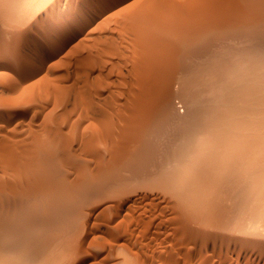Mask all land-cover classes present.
<instances>
[{"label": "rangeland", "instance_id": "374dc122", "mask_svg": "<svg viewBox=\"0 0 264 264\" xmlns=\"http://www.w3.org/2000/svg\"><path fill=\"white\" fill-rule=\"evenodd\" d=\"M26 1V2H25ZM56 0H20V2H19V0H17V2H15L16 4V6H17V8H16V6L14 7V11H15V9L17 10V11H19V13L17 12L16 13V11L14 12V13H16L14 16H16L17 18H16V22L14 23H12L11 22V24L13 25V24H15V25H11L10 27H14L15 26V28L17 29V28H19L20 30H18L17 29V31H19V32H26L24 35L23 34H21V36H19V38H18V40L16 41V44L14 45H11V44H8L7 42H6V45H5V42H3L2 44H0V53H2V54H0V165H1V167L0 168H3V169H0V178H1V180H0V185H2L3 186V189L0 187V189L1 190H3V191H0L1 193L3 192V193H6L7 192V189L6 188H8V185L9 184H11V183H9L10 182V180H11V182L13 183V181L14 180H12V178L14 177L15 178V174L16 175H18V176H16V180L19 182L20 181V178H18L19 177V174H22V173H25L26 174V172L27 171H29V169H30V167L31 168H33V167H35V169H33V170H31V172H29V173H27L28 174V178H30V179H28L27 178V176H25V175H20V176H22V178H25L24 179V181L22 182V180L20 181V183H18L17 181V184L15 185L14 184V186L12 185L10 188L12 189V187H14L15 189H18L19 187V189L18 190H16V191H19V192H22V190L25 192V195L27 194V191H28V193H29V195L27 194V199H31L30 197L32 196V197H34L35 196V192L33 191V193L31 192L32 190H31V187L33 186V182H35L34 181V179L36 180V182L39 180H37V178L39 177H41V176H39L38 174L40 173L39 171H37V170H40V169H37L38 167L39 168H41L42 166H41V164H39V162H38V164L37 163H35L36 161H34L33 160V163H31L32 162V159L34 158L33 156H31L32 154L34 155V153L36 152V150L38 151V149H37V147H36V145L35 144H37V142L36 141H38V142H40V143H42L41 141H43V143H46L47 141L50 143H54L55 142V144L57 145V143H58V146H59V144H62V150H63V147H65V148H67V149H65L64 148V150H66V152H70V154L72 155V156H81L82 154L84 155L85 153H83V152H87V154H88V148L86 147V148H84L85 146H87V145H85V146H82V145H84L83 144V142H84V139L86 140L88 137H86V134L89 136V137H91V139L89 138V141L90 140H92L93 138V136H94V124H98L99 126H104L105 124H102V122H101V118H102V116H105V118H110V116L111 115H109V114H112V112L114 113V115H112L111 117L112 118H110V119H113L114 121L116 120V119H122L121 121L118 119V123H119V125H120V122H122L123 121V119L124 118H122L121 116H122V114H123V117H126L125 119L127 120V118H128V116H129V118H130V115H131V118H132V116H133V114H131V113H134V111H136V110H134L133 111V109H135V107L133 106L134 104L136 105V106H139V103L140 102H142V101H138V97H137V93L139 92V97H141V93H142V91H143V93L145 94V95H147V93L148 92H146V91H148V90H145V89H147V88H144L143 87V90L142 91H138L137 89H141L142 87H140L139 88V85H137V84H141V83H143L142 81H143V79H142V77L144 76V75H146L144 72V68H147L148 69V67H151V68H149L148 70H147V72H151L150 70L151 69H153V66H149V64H151V63H148L149 62V58L151 57V53H150V51L148 50V48L150 49V47L152 48V44L151 43H149L150 41L149 40H151L152 39V37H156V33L159 31L160 32V30H162L160 33L158 32V34L161 36V38H165V37H167V38H163L164 40H168L167 42H171V39L173 40V38L174 37H176L175 36V34L176 35H184V34H186V32H188V33H190V29L192 28H195V27H197L198 26V28H195L196 30L198 29V31H201V30H203L204 29V27H206L205 29H207V28H209V27H207V25L208 26H217L218 24H223V27L225 26L224 24H226L227 23V25H230L231 23H233V24H231V26L230 27H232V28H230V29H233V26L232 25H236L237 23H239L240 22V16H241V12H243V8L245 9L246 7L244 6V4H243V2H244V0H243V2H242V0H235L236 2H237V4H236V2L234 1V0H97V2L96 3H98L97 4V7H95L96 9H93V11H94V13H92V10H88L87 12H85V13H83L82 14V16L83 17H87V20H86V23L83 25L84 26V28H83V26H82V28L80 27L79 29H78V31H76L74 34H71L69 37H66V39L65 40H61L62 41V43L60 44V42H59V44H54V45H52V46H49V47H46V48H44V46H43V44H41V40H42V37H43V35L45 34V35H47L48 33H49V31H47V27H49V25L55 20V19H57V16L59 15V14H61V13H63L62 12V6H58V4L55 2ZM147 1H148V3H147ZM159 1V3L157 4V2ZM167 1H171V3H172V5L169 3V2H167ZM173 1V2H172ZM176 3H175V2ZM241 1V2H240ZM100 2V3H99ZM150 2H151V4L152 5H149L150 4ZM152 2H154V3H152ZM160 2H161V5H162V7H164V6H166L164 9H162V7L159 5L160 4ZM231 2H232V4L233 5H231ZM242 3V4H240V3ZM248 2L250 3L251 1L250 0H248ZM24 3H26V4H24ZM148 4V6H151V7H148L147 8V5H145V4ZM156 3V4H155ZM167 3H169V4H167ZM180 4V6L178 5V4ZM248 3V4H249ZM252 3V2H251ZM250 3V4H251ZM50 4V5H49ZM104 4V5H103ZM139 4H140V6H139ZM142 4V5H141ZM169 6H167V5ZM177 4V5H176ZM230 4V5H229ZM20 5V6H19ZM125 5H127L126 7H125ZM139 6V7H136V6ZM160 6L159 8L157 7V6ZM175 5V6H174ZM242 5V6H241ZM246 5V4H245ZM23 6V7H22ZM26 6V7H25ZM143 6L146 8H143ZM155 6H156V8H155ZM179 6V7H178ZM232 6V7H231ZM234 6V7H233ZM252 6V8H253V10H254V12H256V10H257V8H259L260 9V7L259 6H255L253 3L250 5V7ZM38 7V8H37ZM132 8V10H131V8ZM177 7V9H175V8ZM219 7H220V9H219ZM224 7V8H223ZM239 7V8H238ZM242 7V8H241ZM18 8H20L19 10H18ZM21 8H22V10H21ZM60 8V9H59ZM127 10H126V9ZM128 8H130V10L131 11H134L135 10V12H132L131 13V11L128 9ZM136 8H138L140 11H138V9H136ZM150 8V9H149ZM156 10H155V9ZM174 10H173V9ZM218 8V9H217ZM227 8V9H226ZM230 8V9H229ZM234 8V9H233ZM28 9V10H27ZM156 11V14L154 13L155 11ZM158 9V10H157ZM161 10V12H160V10ZM166 9V10H165ZM171 9V10H170ZM213 11H212V10ZM215 9L216 10H218L217 12L215 11ZM237 10V12H236V10ZM240 9V10H239ZM258 9V10H259ZM31 10V11H30ZM60 10H61V12H60ZM137 10V11H136ZM142 10H143V12H144V10H146V12H144V13H146V15H147V17L148 16H150V15H148L149 13L151 14V17L150 18H147L146 17V15L144 16L143 14H142ZM149 10H151V11H149ZM162 10H163V12H162ZM165 10V11H164ZM178 12H177V11ZM226 10V11H225ZM234 10H235V12H234ZM21 11V12H20ZM64 11V10H63ZM148 11V12H147ZM154 11V12H153ZM170 11V12H169ZM222 11V12H221ZM225 11V12H224ZM25 12V13H24ZM36 12V13H35ZM56 12H58V13H56ZM139 12H141V15L139 14ZM169 12V13H168ZM172 12V13H171ZM174 12V13H173ZM177 12V13H176ZM211 12V13H210ZM216 12V13H215ZM219 12V13H218ZM221 12V13H220ZM224 12V13H223ZM230 12H232V13H230ZM13 13V14H14ZM30 13V14H29ZM134 13L137 15V16H135V17H133L134 16ZM138 13V14H137ZM161 13H162V15H161ZM229 13V14H228ZM233 13H238V14H233ZM241 13V14H240ZM244 13V12H243ZM55 14V15H54ZM88 15V16H86V15ZM154 14V15H153ZM159 14L161 15V17H163V14H164V19H162V18H160V16H159ZM172 14H174V15H172ZM217 14H221L220 16H216ZM223 14V15H222ZM239 14H240V16H239ZM23 15V16H22ZM38 15V16H37ZM158 15V16H157ZM167 15V16H166ZM238 17L239 19H236L235 17ZM19 16V17H18ZM49 16V17H48ZM77 16L78 15H75V18L74 19H76L77 18ZM141 16V17H140ZM171 16V17H170ZM215 16H216V18H215ZM222 16V17H221ZM55 17V18H54ZM142 17L144 18V19H142ZM153 17V18H152ZM159 17V18H158ZM170 17V18H169ZM220 17H221V19H220ZM231 17H233L232 19H231ZM242 17V16H241ZM19 18H21V20L19 19ZM29 18H31L30 20H29ZM51 18V19H50ZM139 18V19H138ZM141 18V19H140ZM146 18H147V20H146ZM224 18H229V19H226V23H225V19ZM244 18V17H243ZM242 18V19H243ZM249 18V17H248ZM14 20H15V18H13ZM50 19V20H49ZM156 19V20H155ZM160 19V20H159ZM169 19V20H168ZM171 19V20H170ZM218 19V20H217ZM233 20V19H235V23H234V21H231V20ZM7 20V19H6ZM9 20V19H8ZM53 20V21H52ZM135 20V21H134ZM137 20V21H136ZM140 20H144V22L141 24V26L143 25V24H145L144 26H142V28L143 27H145V26H147L146 28L147 29H153L152 31H151V33L149 34V32L150 31H148L146 28H144V30L142 29V28H140L141 26H140V23H141V21ZM159 20V21H158ZM161 20H163L162 22H161ZM212 20V21H211ZM216 20H217V22L219 21V23H217L216 22ZM236 20H239V21H237L236 22ZM24 21V22H23ZM48 21H51L50 22V24L48 23ZM140 21V22H139ZM147 21V22H146ZM154 21V24L152 23V22ZM165 21H166V23H165ZM171 21V22H170ZM208 21V22H207ZM25 22H26V24H25ZM150 22H151V24H150ZM156 22H159V23H156ZM167 22H169V23H167ZM211 22V23H210ZM215 24H214V23ZM228 22H230V24L228 23ZM18 23V24H17ZM20 23V24H19ZM22 23H24V24H22ZM46 23V24H45ZM137 23V24H136ZM155 23H156V25H155ZM161 23V25L159 26L158 24H160ZM162 23H163V25H164V27H163V25H162ZM170 23H171V25H170ZM212 23L214 24V25H212ZM150 24V25H149ZM153 24V25H152ZM210 24V25H209ZM217 24V25H216ZM19 25V26H18ZM43 25V26H42ZM46 25V26H45ZM139 25V26H138ZM156 27H155V26ZM158 25V26H157ZM195 25V26H194ZM199 25H201V26H199ZM204 25V26H203ZM226 25V26H227ZM6 26V25H5ZM138 26V27H137ZM150 26H152V27H150ZM162 26V27H161ZM171 26H172V29H170L171 28ZM181 26V27H180ZM187 26V27H186ZM190 26V27H189ZM210 26V27H211ZM8 27V26H7ZM42 27V28H41ZM43 27H45L44 28V30H43ZM134 27V30L132 29ZM169 27V28H168ZM182 27H183V29H182ZM186 27V28H185ZM235 27V26H234ZM249 27V26H248ZM247 27V25H245V28H243V27H241V28H239V24H237L236 25V30L234 29V37L232 36V40H231V38H228V39H226V38H224V37H222L221 39L225 42V41H227V43H229V44H227V43H225V44H223L225 47H223V45H221V42H222V40L220 41L219 39V41H217V39L216 40H214L215 38H212L213 40H214V44L215 43H217L216 45H212L211 44V42L213 43V40L211 39H209V41H207V44L210 42V45H212L211 46V48H216L215 49V51L216 52H214V49H213V51H211V52H209L208 54H207V61H208V58L209 59H211L212 60V62H211V60H209L212 64H214L215 62L213 61L214 60V58L216 59V57H227V56H231L229 53L230 52H228L229 51V49H230V51L232 52V54L234 55V54H236V52L237 51H235L238 47V45H241V47H242V45L244 44L245 46H246V48H245V46H244V48H243V51H249V48H251V47H249V45H254L255 43L257 44V43H262V47H263V49H264V35H259L261 38H259V36L256 34V33H254L255 35H257L256 37L254 36L253 37V35L254 34H251V32H254V31H252V29H250V27L248 28ZM22 28V29H21ZM138 28V29H137ZM141 30H143V31H145V29H146V31L145 32H143V31H141ZM163 28H165L164 30H165V32H164V30H163ZM203 28V29H202ZM226 27H224V29H225ZM228 28H229V26H228ZM227 28V29H228ZM240 30H239V29ZM246 28H248V29H250V31L249 30H247ZM252 28V27H251ZM26 29H27V31H26ZM40 30V32H39V30ZM45 29H46V31H45ZM82 29V30H81ZM132 29V30H131ZM160 29V30H159ZM170 29V30H169ZM186 29V30H185ZM188 29V30H187ZM195 29H193L192 31H194ZM238 29V30H237ZM137 30V31H136ZM138 30H140L141 32H143V34L140 32V33H138V37L139 38H142V36L141 35H144V38L146 39V36L148 37L147 39V43L146 44H149V46L150 47H148L145 43H143V45H144V47L143 46H140L141 45V43L145 40H142V41H138V40H140V39H138V37L137 36H133L132 37V32L134 33H136L137 34V32H138ZM155 30V31H154ZM158 30V31H157ZM169 30V31H168ZM41 31H42V34H41ZM43 31L45 32V33H43ZM130 31H132V32H130ZM157 31V32H156ZM168 31V32H167ZM171 31V32H170ZM197 31V32H198ZM247 31V32H246ZM173 32V33H172ZM185 32V33H184ZM194 32H196V31H194ZM239 34H237V33ZM245 34H244V33ZM146 33L148 34V35H146ZM153 33H154V36H153ZM166 33V34H165ZM167 33H168V35H167ZM169 33H172V34H169ZM248 33H250V34H248ZM162 34V35H161ZM242 34V35H241ZM247 34H248V36H247ZM41 37H40V36ZM44 35V36H45ZM131 35V36H130ZM135 35V34H134ZM159 35H157V37L159 36ZM169 35H171V36H169ZM237 35V36H236ZM241 35V36H240ZM245 35V36H244ZM76 36V37H75ZM131 38H130V37ZM163 36V37H162ZM174 36V37H173ZM40 37V38H39ZM151 37V38H150ZM155 37H154V39H152L151 41H155V40H158V43H157V41H155V43H153V48L155 47L154 45L156 44H158V46L159 45H161L162 46V48L161 49H159V47L157 48V47H155V48H157V50L154 48V53H157V52H159L160 51V53L159 54H163L164 56H166L165 55V52H167V50L168 49H166V48H168L166 45L168 44L166 41L164 42V40L163 39H161L160 37V39H155ZM170 37H171V39H170ZM173 37V38H172ZM239 37V38H238ZM240 37H242L241 39H240ZM254 39H256V38H259V39H261L262 41H260L259 39V41L257 40V42H256V40L255 41H253V38ZM37 38V39H36ZM69 38V39H68ZM136 38L137 39V41L135 42V40L134 39ZM217 38H219V37H217ZM246 38V39H245ZM263 38V39H262ZM68 39V40H67ZM235 39H236V41H235ZM243 39V40H242ZM250 39L252 40L251 42H249L250 41ZM134 40V41H133ZM160 40V41H159ZM229 40V41H228ZM234 40V41H233ZM249 40V41H248ZM19 41V42H18ZM64 41V42H63ZM67 41V42H66ZM149 41V42H148ZM163 41V42H162ZM233 43H232V42ZM84 42V43H83ZM137 42H141L140 43V45L137 43ZM144 42H146V40L144 41ZM253 42V43H252ZM255 42V43H254ZM64 43V44H63ZM68 43V44H67ZM136 43H137V45H138V47H137V49L139 48V47H143L142 48V50H143V52H142V56L145 58V62L144 61H142V60H144V58H139L138 56L140 55V53H141V48H140V51L139 50H137L136 49ZM162 43V44H161ZM163 43H167L165 46H164V49H163ZM219 43V44H218ZM84 44H86V46L84 45ZM151 44V45H150ZM4 45V46H3ZM83 45V46H82ZM209 45V44H208ZM218 45V46H217ZM232 45L233 46H235V45H237V46H235V47H233L232 48ZM251 45V46H252ZM8 46V47H7ZM54 46V47H53ZM60 46V47H59ZM91 48H90V47ZM220 46H221V48H220ZM259 46V45H258ZM261 46V45H260ZM38 47V48H37ZM83 47H86V49H84ZM113 47H115V48H117L118 49V51L116 50V49H114V51L113 50H111V51H113V52H111L109 49H113ZM146 47H148L147 48V50H146ZM237 47V48H236ZM240 47V46H239ZM40 48V49H39ZM89 48H90V50H89ZM93 48V49H92ZM153 48H152V50H151V52H153ZM220 48V50H218ZM39 49V50H38ZM47 50V51H45V50ZM83 49V50H82ZM88 49V50H87ZM44 51V53H43V51ZM85 50H87V52H88V54L86 53V51ZM93 50V51H92ZM109 50V51H108ZM164 50V51H163ZM166 50V51H165ZM223 50V51H222ZM224 50H228L227 52H226V54H225V52H224ZM5 51V52H4ZM40 51H41V53H40ZM144 51H146V52H149V53H145ZM157 51V52H156ZM161 51H163L164 53H162ZM219 51H221V53H222V55H220V52ZM90 52H92V53H90ZM103 52H105V53H103ZM106 52H107V54H106ZM109 52H111V53H113V55H110L109 54ZM214 52V53H213ZM9 53V55L8 56H6L7 54ZM30 53H34V54H30ZM43 53V54H42ZM90 53V54H89ZM94 53V54H93ZM99 53V54H98ZM169 53V50H168V52L166 53V54H168ZM212 53V55H209V54H211ZM215 53H216V55H215ZM218 53V54H217ZM5 55V57H4V55ZM37 54V55H36ZM85 54L88 56V55H91L92 56V60L94 59H96L97 57H98V55H100V54H104V56H102V57H98L99 59H104V58H107V60H110L109 62V64L108 65H106V61L107 60H105V62H104V64L102 63L103 61V59L102 60H100L99 61V59H98V61H97V59H96V61L97 62H94V61H92V60H90L89 61V59L91 58L90 56H88V57H86L85 56ZM96 54H98V55H96ZM106 54V55H105ZM139 54V55H138ZM146 54H148V59H147V55ZM158 54V53H157ZM229 54V55H228ZM84 55V56H83ZM96 55V58H94V56ZM110 56V59H108L109 57H107V56ZM145 55V56H144ZM152 55H153V53H152ZM155 56H156V54H154ZM214 55V56H213ZM226 55V56H225ZM3 56V57H2ZM35 56V57H34ZM86 57V59H88V62H86L87 60L85 59V58H83V57ZM106 56V57H105ZM141 56V57H142ZM155 56H153V57H155ZM211 56H212V58H211ZM216 56V57H215ZM33 57V58H32ZM153 57H152V59H153ZM28 58V59H27ZM31 60H30V59ZM46 58V59H45ZM82 58L83 59H85V60H83L84 62H86V64L87 63H91V61L92 62H94L93 64L96 66L97 64H98V66H93V65H91L92 67H95L96 69H94V68H92L89 64H87L86 66H85V63H82L83 61H81L82 60ZM141 59V61L142 62H140V60H138V62H140V63H142V65L140 64V66H138L137 64H138V62H135V60L136 59ZM157 58V57H156ZM6 59V60H5ZM30 60L29 62L27 61V60ZM147 60V61H146ZM217 60V59H216ZM25 61H27V62H25ZM137 61V60H136ZM98 62H100V63H102V65H104V68H102L103 66L100 64L99 65V63ZM111 62H112V65H111ZM115 62V63H114ZM143 62L144 63H146L145 65H147V63H148V66L146 67L145 65V67L143 66ZM150 62H152L151 60H150ZM214 62V63H213ZM26 63V64H25ZM136 63V64H135ZM254 63H256V62H252V63H248L250 66H251V68L253 67V68H255V69H253L254 71L252 72V73H254L255 75H256V77L257 78H255V75L252 77V73H251V68H250V66L248 65V64H246L247 66H249L248 67V71H250V75H251V77L249 76V74L248 75H246L245 77V80L247 79L249 82H250V84L249 83H247V80L246 81H244L243 80V86H246V84H247V86H248V84L250 85V87H252L253 89H251L250 90V87L248 88V90H247V92H245V91H241V92H238V93H236V95H234V97H233V95L231 96L227 91H226V94L224 93V92H222V91H224V90H226V87L228 86V83H227V81H226V78L228 77V71H227V69H226V71H223L224 69H222L224 66H221V69H220V66H216V63H215V65L213 66L212 65V69H209L210 70V72L208 71V74H210V76L208 75V77H210V79H218L219 77V82H218V80H215V81H217V83L214 81H212L213 83V87H212V84L209 86V88H210V90L212 91V92H218V90H220V94H219V92H218V94L216 93V95H219V97H222L223 99H224V96H231V97H233V101H234V99H235V101L234 102H236L237 101V103H239V102H241V103H239L240 104V106L242 105V104H245V103H247V102H250V101H252V100H250V99H252L254 96H256V97H254V98H256V100H254V98H253V100L254 101H257V103L259 102V104H260V106L262 107V108H260L259 110H258V112H259V114H261L262 115V113H264V112H262V110H264V105H262V104H264V99L262 100V98H260V97H262L263 95H264V91H262L263 89H264V74H263V71H264V69H263V67H264V63L263 62H261V63H263V64H261V66H262V68H260V69H263V71H259L260 69H259V67H261L260 65H259V67H255V66H257L258 64H255V65H253ZM28 64V65H27ZM81 64L83 65V67L81 66ZM114 64V65H113ZM252 64V65H251ZM17 65V66H16ZM111 65V66H110ZM135 65H137L138 67H136L137 69H140V70H135ZM90 66V69L88 68V67ZM99 66H102L101 68L99 67ZM247 66H245L244 68L246 69V73H248L247 72ZM85 67H87V69H84L85 71H86V74L88 73V72H93V74L92 73H88L89 74V76H88V74H87V77H89V78H87L86 79V76H84L85 75V71H83L82 72V69L81 68H85ZM139 67H144V68H139ZM219 67V68H218ZM18 68V69H17ZM30 68V69H29ZM91 68L93 69V70H91ZM214 68V69H213ZM244 68L242 69V70H244ZM249 68H250V70H249ZM144 69V70H143ZM258 69V70H257ZM20 70V71H19ZM91 70V71H90ZM213 70H214V72H213ZM216 70V71H215ZM219 71V73H218V71ZM134 71H136V72H138V71H140V73L141 72H143L144 73V75H141L139 72V78L142 80L141 81V83H140V79L138 78H136V79H134L135 78V76H137L138 74H134ZM221 71H222V73H221ZM257 71H258V73H257ZM37 72V73H36ZM84 74V75H81L82 73ZM146 72V73H147ZM154 72V71H153ZM156 72H158L157 70H156ZM215 72H217V73H215ZM225 73H227L226 75H227V77H226V75H225ZM245 72H243V73H241V74H244ZM90 74H92V76L90 75ZM148 74V73H147ZM212 74V75H211ZM213 74H216V75H213ZM222 74V75H221ZM259 76H258V75ZM260 74H261V77H260ZM126 75V76H125ZM135 75V76H134ZM35 76V77H34ZM100 76V77H99ZM130 76V78H128ZM142 76V77H141ZM212 76H213V78H212ZM226 78H225V77ZM250 78H253V79H250ZM262 76H263V79H262ZM81 77H85L84 78V81H86L87 82V80H89L88 81V83H90V84H87V85H90V87H92V83L94 84V83H96V84H94V85H97L96 87H97V89H93V91H92V88H90V92H89V96L87 95L86 97L88 98L89 97V99H87V98H84L85 97V95L84 96H82V91H83V89L85 88V86L86 87H88L89 88V86H87L86 84L84 85V84H82L81 85V83H85L84 81H82V79L83 78H81ZM92 77V78H91ZM94 77H97V79H95V81L96 82H92V81H90V80H93V78ZM99 77V78H98ZM134 79V80H137L136 82L134 81L133 82V86L136 84V86L135 87H133V90L135 91V92H137L136 94H134L132 91V89H131V86L132 85H130V89H127L129 86V84H132V78ZM222 77V78H221ZM101 78V79H100ZM125 78H127L128 80L130 79V81L129 82H131V83H129V82H127L126 80H125ZM145 78V77H144ZM259 78V79H258ZM260 78H261V80H260ZM220 79L222 80V81H220ZM224 79H225V81H224ZM255 79H258L256 82H255ZM98 80V81H97ZM100 80H102V81H100ZM138 80H139V82H138ZM253 80L254 82H253V84L251 83V81ZM261 81V83H260V81ZM263 80V81H262ZM14 81V82H13ZM82 81V82H81ZM125 81V82H124ZM97 82H103V83H100L101 85H102V87H101V85L99 84V83H97ZM156 82H158V81H156ZM220 82H221V84H220ZM223 82H225V85H224V83ZM245 82H246V84H245ZM258 82V83H257ZM126 83V84H125ZM154 83V82H153ZM227 83V84H226ZM258 85H257V84ZM224 86H223V85ZM231 84V83H230ZM251 84H252V86H251ZM260 84V85H259ZM10 85H12V86H10ZM100 85V86H99ZM150 85H151V83H150ZM150 85H147L149 88H151V89H149V93L148 94H150L151 92H155V90L156 89H158L159 87V83L158 84H152V86H154V85H156V89L154 90L153 88H152V86L150 87ZM258 86V87H256V89L254 88L255 86ZM99 86V87H98ZM141 86V85H140ZM146 86V87H147ZM218 86H219V88H218ZM222 86V87H221ZM226 86V87H225ZM247 86L245 87V89H247ZM84 87V88H83ZM94 88H96L95 86H93ZM155 87V86H154ZM158 87V88H157ZM217 88V89H215V88ZM64 88H65V90H67L66 88H68L69 90H68V94H67V92L64 90ZM102 88V89H101ZM134 88H137V89H134ZM214 88V89H213ZM72 89V90H71ZM86 89V90H85ZM84 89V91H83V94H88V91H89V89H88V91H87V88H85ZM221 89H222V91H221ZM244 89V90H245ZM255 89V90H254ZM61 90H64V91H61ZM99 90V91H98ZM100 90H101V92H100ZM103 90V91H102ZM128 92H127V91ZM129 90H131V92L133 93V94H131V93H129ZM137 90V91H136ZM145 90V91H144ZM151 90H153V91H151ZM254 90V91H253ZM86 91V93H84ZM94 91H95V93H94ZM124 91H126L127 92V94H129V95H131V96H127V94H126V96H125V93H124ZM262 91V92H261ZM65 93L63 96L65 97V95H67L68 97H66V98H64V97H62V98H64V100L63 99H61V95H62V93ZM71 92V93H70ZM123 92V93H122ZM243 92V93H242ZM61 93V94H60ZM73 93H75V94H73ZM90 93L92 94L91 96H90ZM94 93V94H93ZM121 93H122V96L120 97L119 95H121ZM222 93V94H221ZM262 93V94H261ZM59 94V95H58ZM71 94H73V95H71ZM98 94V95H97ZM119 94V95H118ZM225 94V95H224ZM229 94V95H228ZM238 94V95H237ZM240 94V95H239ZM253 94H255V95H253ZM260 94V95H259ZM57 95L58 96H60L59 98L57 97ZM71 97H70V96ZM79 95H80V97L82 96V98L83 99H81L80 97H79ZM133 95H136V99H137V101H138V105H137V103H135V101H136V99L135 98H133ZM145 95L143 96V97H141V98H139V99H142L143 100V98L145 97ZM215 95V96H216ZM251 95V96H250ZM253 95V96H252ZM120 97V98H118V97ZM226 96V97H227ZM240 96L242 97V98H240ZM260 98H258V97ZM72 97H73V99H72ZM78 97V98H77ZM124 97V98H123ZM128 97V98H127ZM129 97H131V98H129ZM149 96L147 95L145 98H148ZM218 97V98H219ZM226 97H225V99H226ZM227 97V99H229V98H231V97H229L228 98ZM238 99H237V98ZM264 97V96H263ZM70 100H69V99ZM77 100H76V99ZM90 98H92L91 99V101H90ZM94 98H95V100H94ZM125 98H127V99H129V101L127 100V99H125ZM134 99V103L132 104V102H130L131 100L130 99ZM144 98V101H146V99ZM221 98V100L220 101H218V100H214V103H213V101H212V103H211V105L212 104H216V107H215V109H217L218 111L219 110H221L222 109V111L223 112H225V113H223V122H224V120H227L226 118H228V113H229V110L228 109H230L227 105H228V103L231 101V100H228L227 101V104L226 103H224L225 102V100L223 101V99ZM60 99L63 101V103L61 104L60 102H62V101H60ZM67 101H66V100ZM80 99V100H79ZM85 99H87V101L85 100ZM119 99V100H118ZM123 99H125V101H123ZM132 99V100H133ZM226 99V100H227ZM241 99V100H240ZM248 99V100H247ZM259 99V100H258ZM69 100V101H68ZM74 100V101H73ZM77 101V103H76V101ZM85 100V101H84ZM116 100V101H115ZM126 100L130 103V105L131 106H129V103L127 102L126 103ZM250 100V101H249ZM73 101V102H72ZM94 101V102H93ZM124 102L126 105L128 104V106L129 107H131V109L129 108L128 109V106H126V105H124L125 106V108L123 107V105L122 104H124V103H121V102ZM136 101V102H137ZM218 103H217V102ZM223 101V102H222ZM233 101H231V104L233 103ZM68 102V104H66ZM80 102V103H79ZM85 102H88V103H86V104H88V107H86V104H83V103ZM92 104H91V103ZM115 102V103H114ZM119 102V103H118ZM220 102V103H219ZM222 102V103H221ZM58 103H59V105L61 106H59L58 105ZM121 103V104H120ZM223 103H224V105L226 104V108H224L225 106L223 105ZM73 104V105H72ZM79 104V105H78ZM80 104H81V106H80ZM116 104V105H115ZM117 104H120L121 106H122V110H123V108L124 109H126V110H128V112L130 113V115L128 114V112L126 113V110H121L120 109V111L118 112V110H117V108L119 107V108H121L120 106H118ZM2 105V106H1ZM64 105H66L65 106V108H64ZM223 105V106H222ZM256 105V104H255ZM68 106H69V108H68ZM77 106V107H76ZM96 106V107H95ZM111 106V107H110ZM112 106H113V108H114V110L113 109H111L112 108ZM116 106V107H115ZM118 106V107H117ZM92 107V108H91ZM95 107V108H94ZM127 107V108H126ZM242 107V106H241ZM257 107V106H256ZM13 108V109H12ZM85 108H87L86 110H84ZM94 108V109H93ZM118 108V109H119ZM133 108V109H132ZM224 108V109H223ZM6 109V110H5ZM15 109V110H14ZM262 109V110H261ZM117 112H116V111ZM130 110H132V111H130ZM225 110V111H224ZM115 111V112H114ZM228 111V112H227ZM80 112V113H79ZM81 112H82V114H81ZM84 112H86V113H84ZM99 112V114H100V112L102 113H104L105 112V114L107 115H104L103 113V115L101 116V115H99L98 117H100V118H98V119H100V121H98V119H95V117L94 116H96V115H98L97 113ZM120 112L122 113V114H120ZM123 112H125V113H123ZM139 112V111H138ZM219 112H221V111H219ZM86 115V116H88V114H89V116H88V119L89 120H91V116L92 117H94L93 119L94 120H96V122L93 124V126L94 127H91V128H88V126H89V124L92 122H89V120L86 118V116L84 115V114ZM108 113V114H107ZM115 113H119L118 114V116H117V114L115 115ZM79 114H81V116L79 115ZM126 114H128V115H125ZM8 115V116H7ZM82 115H83V118H81L82 117ZM108 115H109V117H108ZM120 115V116H119ZM260 115V118L262 117ZM78 116V117H77ZM114 116V117H113ZM117 117V118H116ZM121 117V118H120ZM3 118V119H2ZM81 118V119H80ZM86 118V119H85ZM97 118V117H96ZM128 118V119H129ZM225 118V119H224ZM79 119V120H78ZM82 119H83V121H82ZM85 119V120H84ZM103 119H104V117L102 118V121H103ZM78 120V121H77ZM107 120V119H106ZM105 119H104V121H106ZM79 121H81V123H79ZM85 121V122H84ZM88 121V122H87ZM98 121V122H97ZM103 121V122H104ZM108 122H111V120L109 121V120H107ZM111 122L112 124H114L115 122ZM117 121V120H116ZM120 121V122H119ZM108 122H104V123H106V124H111V123H108ZM124 122V121H123ZM229 123H231L230 121H228ZM263 122V121H262ZM261 122V123H262ZM86 123H89V124H86ZM87 126H86V125ZM101 124V125H100ZM84 125V126H83ZM117 127H118V125H117V123L115 124ZM115 125H113V126H115ZM76 126H79V127H76ZM90 126H92V124L90 125ZM112 126V125H111ZM167 126H169L170 127V130H171V126H170V124H167L165 127H167ZM76 127V130L74 129ZM169 127H167L166 129H164L166 132L167 131H169ZM84 128H86V130H84ZM173 128H174V131H175V126H173ZM72 129H74L75 131H76V134H77V132H79L78 134H77V136H76V134H75V131L74 130H72ZM84 130L85 132H87L86 134H84V133H82V131L81 130ZM88 129V130H87ZM90 129V130H89ZM50 130V131H49ZM77 130H79V131H77ZM93 130V131H92ZM48 133H47V132ZM53 131V132H52ZM90 131V132H89ZM92 131V132H91ZM103 132V130H101L100 129V132ZM173 130L172 131H169L168 133H167V138H169V137H173L174 138V135H177L176 133H177V130H176V133H172V132H174ZM51 132V133H50ZM60 132V133H59ZM88 132L91 134H93V136L92 135H89L88 134ZM101 132V133H102ZM166 132L164 133L165 135H163V136H166ZM172 134H171V133ZM50 133V134H49ZM59 133V134H58ZM48 134V135H47ZM52 134V135H51ZM56 134V135H55ZM68 134H69V136H68ZM72 134V135H71ZM75 134V135H74ZM84 135L86 138H84L83 137V141H82V136L81 135ZM169 134H171V136L169 135ZM74 135V136H73ZM79 135V136H78ZM35 136H38V138H36ZM42 138H41V137ZM45 136H47L46 138H45ZM58 136H60V137H58ZM63 136V137H62ZM43 137H44V139H43ZM50 137V138H49ZM56 137V138H55ZM58 137V138H57ZM74 138V139H72L71 140V138ZM75 137H78V138H75ZM81 137V138H80ZM41 138V139H40ZM55 138V139H54ZM81 139V141L82 142H80V140H78V139ZM163 139H166V137L164 138V137H162ZM34 139V140H33ZM36 139H38V140H36ZM54 139V140H53ZM62 139V140H61ZM36 140V141H35ZM45 140H46V142H45ZM50 140V141H49ZM56 140H58V142L56 141ZM75 140V141H74ZM257 139L255 138L254 140H250L246 145H251V154H250V157H248V158H246L245 157V155L243 154V152L239 149V147L237 146V142H236V144L233 146V148L232 149H234V150H232L231 152L232 153H229V155L228 156H230V157H226V154L224 155V153H225V151L223 152V159L225 160H223V204H224V206H223V223H224V228H223V231L222 232H220V234H219V232H218V235H221V234H223L224 236H223V240L225 241H223V242H221L222 244H224V245H222V244H220L219 242L220 241H222V239L220 238V236H219V238H217V239H215L214 237H212L211 239H212V241H211V239H210V242H212V243H214V242H217V243H214V244H208V242L206 243L205 241H204V243H203V241L202 240H199L198 239V241H197V239L195 240L194 238V240L198 243V245L200 246H198V245H196L197 243L192 239V242L191 241H187V235H186V237L183 235V237L180 235V233H178V231L176 230V232L173 230V229H175V227H173V220H174V215H175V211H172L173 210V208H172V210H170V207H172V206H170L169 204L170 203H168L167 202V199L166 198H164L163 197V195L161 194V193H158V192H155L154 190L152 191V190H148L150 193H147L148 191L147 190H145V189H142V190H137V191H135L134 193L132 192L131 193V195L130 196H128L127 197V199L125 198V195H123L122 197H119V198H117V200L118 199H123L124 201L122 202V203H115L114 204V207H112V209H109V203H107L108 201H105V205H106V209H104L103 207H105V205H104V203L103 204H101V205H98V207L99 208H95L96 207V203H95V201L94 202H92L94 205H95V207H94V205H91V202H90V204H88L87 205V209H86V206L85 207H82L81 209H83V211H81L82 212V214H81V212H79V210H80V208H79V210L77 211V213H79L81 216H78V214L76 215V214H74L73 212H71L72 213V215L74 216H78L77 217V219H76V221H74L75 220V216H74V218H72V217H70V216H72L71 215V213H70V211H72V210H69V209H67V208H65L66 210H68L67 212V214L69 215V217H67L68 215L66 214V211H64L65 209L63 208V207H65L64 205H62V204H60L59 202L53 207V204L52 203H54V202H56V201H50V203L52 204V206H51V204H49V201H48V204L51 206H49L48 204H47V202L44 200V203L45 204H43V202H41V201H43V200H36L35 202H33V204L32 203H28V201H27V203H28V205L26 206L27 207V209H29L30 208V211H32V212H37L38 211V215H36L35 213V215L36 216H38V217H36L35 218V220L37 219L38 221H36L35 222V220L31 223V225L32 224H34L33 225V227L32 228H30L34 233H36L37 234V236H42V237H45L44 238V240L45 239H47V243H46V248L44 249V247H43V249L44 250H46V254H51V256H49L48 258H50L51 257V260H53V261H51V263L50 262H47V263H45V264H53V262H54V264H56L57 262V264H129L130 262V264H264V208H262L263 206H264V199H260V197L261 196H263L264 195V191L263 192H258V194H260V193H262V195L260 194V197L257 199V197L259 196V195H257V188L258 187H260V185H264V151L262 150V148L261 149H259L260 148V144H262V142L263 141H261L262 139L261 138H258V140L256 141ZM33 141V142H32ZM59 141H61V142H59ZM65 141V142H64ZM88 140L87 141H85V144H86V142H87V144H88V142H89ZM33 143V144H32ZM64 143V144H63ZM66 143V144H65ZM67 143H69V144H67ZM250 143H252V144H250ZM32 145V146H31ZM153 145V146H152ZM152 145H150L149 147H150V149H153L154 150V148H151V147H154L155 145L152 143ZM244 145H245V143H244ZM259 145V146H258ZM230 146H232V145H230ZM255 148V150H256V147H257V150L256 151H258V152H256L257 154H260V155H257V154H255L254 153V151L255 150H253V147ZM256 146V147H255ZM33 147H35V148H33ZM60 148V147H59ZM70 148L72 149V150H70ZM85 149L83 152H82V149ZM33 149H35L34 151H33ZM235 149H238V150H235ZM31 150V151H30ZM60 151V153H63V152H65L64 150H63V152H62V150L61 149H59ZM253 150V151H252ZM263 152H262V151ZM152 151V150H151ZM156 150H154L153 152H150V154L151 153H153V154H158L157 152L158 151H156ZM30 152V153H29ZM32 152V153H31ZM34 152V153H33ZM65 152V153H66ZM80 152H81V154H80ZM236 152V153H235ZM28 153V154H27ZM39 152H37V153H35V154H38ZM60 153H58V158L57 159H59V161H58V163L61 161L62 162V172H63V169H67V171H69V172H67V173H69V174H66V171L65 172H63V173H65L66 175H67V178H69V180L71 181H74V177H76L75 175H79L78 174V172H79V166H78V164H76L77 163V161L76 160H74V161H76V162H74L73 160V162H74V165H72L73 164V162H71V163H68L69 162V159L68 158H65L64 159V157H62V155L64 156V153L61 155ZM253 153H254V155H253ZM19 156H18V155ZM24 154H26L27 155V157H26V155H24ZM74 154V155H73ZM76 154V155H75ZM149 153L147 154V156H149L150 155ZM233 154V155H232ZM14 155H17V157L16 156H14ZM22 155V156H21ZM152 155V154H151ZM241 155H243L244 157L243 158H241V160H240V156ZM16 157V158H12V157ZM24 156H25V158H24ZM29 156H30V158H32V159H30L29 158ZM35 156V155H34ZM37 156V155H36ZM35 156V157H36ZM59 156H60V158H59ZM253 156H255V157H257V158H255V157H253ZM260 156V157H259ZM10 157L12 158V159H10ZM20 157H22V158H20ZM61 157H62V159L65 161L66 159H67V161H63V160H61ZM157 157V156H156ZM161 157V156H160ZM225 157V158H224ZM29 158V159H28ZM238 158H239V160H238ZM260 158V159H259ZM24 159V160H23ZM25 159L27 160V161H25ZM227 159V160H226ZM243 159V160H242ZM17 160V161H16ZM18 160H19V162H18ZM250 160V161H249ZM12 162L14 165H16L17 163H20V164H17L16 165V167H11V166H13V164L11 163H9V162ZM13 161H15V163L13 162ZM25 161V162H24ZM241 161H243V162H241ZM260 161V162H259ZM5 162V163H4ZM22 162V163H21ZM64 162V163H63ZM250 162V163H249ZM255 162L257 163V165H256V167H255ZM4 165H3V164ZM10 164V166H9V164ZM23 163H28V164H23ZM67 163H68V165H67ZM236 163V164H235ZM239 163V164H238ZM254 163V164H253ZM24 166V169H26L25 170V172L23 171L22 172V170H24L23 169V166ZM30 164V165H29ZM72 165V167H71V165ZM228 164V165H227ZM241 164V165H240ZM245 164V165H244ZM8 165V166H7ZM20 165V166H19ZM32 165V166H31ZM41 167H40V166ZM60 165V167H61V164H59ZM67 166V167H65V166ZM69 165H70V167L72 168V170H70L69 168ZM250 166V168L251 167H253V165H254V167L256 168V170H254L255 172L253 173V171H252V169H251V171H252V175H251V171L249 172V174L247 175L246 173H243L244 172V170H243V172H242V169L241 168H243V167H245L246 168V166ZM252 165V166H251ZM6 166V167H5ZM27 166V167H26ZM78 166V167H77ZM227 166V167H226ZM232 166V167H231ZM249 166H248V168H249ZM257 166H259V167H257ZM7 167H9V168H7ZM19 167V168H18ZM69 167V168H68ZM77 167V168H76ZM233 167H235V168H233ZM12 168V169H11ZM18 168V169H17ZM75 168V169H74ZM230 168V169H229ZM239 168V169H238ZM244 168V169H245ZM255 168H253V169H255ZM263 168V169H262ZM7 169H9L8 171H5V170H7ZM19 169H22V170H19ZM37 169V170H36ZM42 169V168H41ZM77 169V170H76ZM233 169H234V171H233ZM260 169V170H259ZM3 170V171H2ZM11 170L13 171L12 173H11ZM14 170H18L17 172L18 173H16ZM38 172V174H37V172ZM43 170V169H42ZM42 170H41V172H42ZM238 170V171H237ZM241 170V171H240ZM258 170H259V172H258ZM76 171H78V172H76ZM232 171V172H231ZM240 171V172H239ZM260 171H261V174H260ZM5 172V173H4ZM15 172V173H14ZM33 172H35V176H34V174H33ZM74 172V173H73ZM7 173L8 174H11L10 175V177H8V179H7V176H9V175H7ZM31 173H32V176L31 177H33L34 179L32 180V178L29 176V175H31ZM232 173V174H231ZM237 173V174H236ZM239 173V174H238ZM256 173V174H255ZM14 174V175H13ZM75 174V175H74ZM229 174H230V176H229ZM234 174V175H233ZM241 174V175H240ZM244 174H246V175H244ZM258 174H260V175H258ZM72 175H73V177H72ZM225 175H228V176H225ZM238 175V176H237ZM251 175V176H250ZM254 175V176H253ZM23 176H25V177H23ZM69 176V177H68ZM71 176V177H70ZM242 176V177H241ZM258 176V177H257ZM37 177V178H36ZM231 177V178H230ZM239 177V178H238ZM252 180H250L249 178ZM252 177H253V179H252ZM261 177V178H260ZM10 178V179H9ZM26 178L29 180V183H28V180H26ZM232 178H234V181H230L229 182V180L231 179L232 180ZM238 178V179H237ZM255 178V179H254ZM19 179V180H18ZM76 179V178H75ZM229 179V180H228ZM243 179V180H242ZM245 179H247L246 181H244ZM27 181V183H25L26 181ZM227 180V181H226ZM256 182H255V181ZM2 181H3V183H2ZM242 181H244V183L242 182ZM250 181H251V183H250ZM257 181H259L258 183H257ZM15 181H14V183H16ZM32 182V183H31ZM232 185V182H233V184L235 185L234 187L233 186H231L229 183ZM237 182V184H235V183ZM9 183V184H8ZM22 183H23V185H22ZM30 183H31V187H30ZM226 183V184H225ZM228 183V184H227ZM242 183V184H241ZM256 183V184H255ZM6 184V185H5ZM24 184H28L26 187H25V185ZM249 184L250 185H252V186H249ZM18 185H19V187H18ZM125 184H123V187H126V186H128V185H126V186H124ZM226 185L228 186L229 185V187L228 188H226ZM243 185V186H242ZM4 186H6V187H4ZM231 186V187H230ZM246 186V187H245ZM254 186V187H253ZM16 187H18V188H16ZM22 187H23V189H22ZM237 187H239V188H237ZM244 187V188H243ZM249 187V188H248ZM252 187V188H251ZM263 186H261V189H259L258 191H262L263 190V188H262ZM5 188V189H4ZM13 188V189H14ZM30 188V189H29ZM234 190V188H235V191H234V194H232V190ZM241 188V189H240ZM251 188V189H250ZM9 189V188H8ZM25 189V190H24ZM29 189V190H28ZM32 189L33 190H35V188H33L32 187ZM227 189H229V190H227ZM242 189H249L248 191H246L245 192V190H242ZM6 190V191H5ZM36 190H37V188H36ZM145 190V191H144ZM241 190V191H243V192H241L242 194H240V192L239 191ZM5 191V192H4ZM8 191H11L10 189L8 190ZM147 191V192H146ZM227 191H229L227 194H226V192ZM231 191V192H230ZM250 191H252L253 192V194L254 195H252V192H250ZM158 195H156L155 193ZM239 193V195H237L238 193ZM30 193H32L33 195H31L30 196ZM35 193V194H34ZM138 193H141L140 194V196H139V194ZM142 193H144V194H142ZM146 193V194H145ZM155 195H154V194ZM235 193H237V194H235ZM244 193H245V197H243L244 196ZM6 194H8V192L6 193ZM136 194H137V196H136ZM161 194V195H160ZM229 194H231L232 195V197H233V195H236V196H234L233 198H232V201L234 202V203H232V201H231V198H230V196H229ZM246 194H248V195H246ZM243 195V196H242ZM212 196V197H211ZM229 196V197H228ZM239 196V197H238ZM248 196V197H247ZM250 196V197H249ZM124 197V198H123ZM164 199H163V198ZM210 197H211V203H214L215 202V196L213 197V195H210ZM235 197H237L236 198V200L234 199ZM246 197H247V199L248 200H245L246 199ZM253 197V198H252ZM162 198V199H161ZM225 198V199H224ZM230 198V199H229ZM239 198V200H237ZM263 198H264V196H263ZM243 199V200H242ZM252 199V200H251ZM258 201H256V200ZM125 200H126V202H125ZM132 200V201H131ZM212 200H214L213 202H212ZM130 201V202H129ZM236 201V202H235ZM243 201V202H242ZM248 202V205H250L249 207H251L252 209H248V205L246 204L245 205V203H247ZM38 202H40V203H38ZM165 202H166V204H165ZM226 202V203H225ZM239 202V203H238ZM256 202V203H255ZM26 203V204H27ZM239 205H238V204ZM244 204V207H246V209L247 210H249V212L247 211V210H245L244 209V207L243 206H241V205H243ZM262 203V204H261ZM40 204H42V205H40ZM47 204V206H45V208L43 209V205H46ZM107 204H108V206H107ZM120 205L121 204V206L117 209L115 206H117V205ZM230 204V205H229ZM254 204H255V206H254ZM91 206V207H88V206ZM103 205V206H102ZM118 205V206H119ZM125 205V206H124ZM166 205V206H165ZM212 205V204H211ZM229 205V206H228ZM236 205H238V210H239V212H240V210H241V212L240 213H238L237 212V210H236V208L237 207H235ZM253 205V206H252ZM263 205V206H262ZM42 206V207H41ZM93 206V207H92ZM128 206V208H126ZM229 207V208H226V207ZM36 209H35V208ZM52 209V207H53V209H52V212L50 211V212H48L47 210H50V208ZM59 207V208H58ZM102 207V208H101ZM124 207V208H123ZM241 207H242V209H241ZM253 207H255V210H254V208ZM258 207V208H257ZM40 208V209H39ZM47 208V209H46ZM95 208V209H94ZM108 208V209H107ZM115 208V210H113ZM123 208V209H122ZM262 208V209H261ZM32 209V210H31ZM61 209V210H60ZM64 209V210H63ZM100 209L101 210H103L104 209V211H102V212H100ZM122 209V210H121ZM127 209V210H126ZM229 209V210H228ZM230 209L231 210H233V211H231L230 212ZM36 210V211H35ZM44 210V211H43ZM46 210V211H45ZM57 210H59V213H58V211ZM98 210V211H97ZM116 210H118V216L116 215ZM125 212H124V211ZM226 210V211H225ZM243 210V211H242ZM245 210V211H244ZM256 210L259 212V215H257L258 214V212H256ZM260 210V211H259ZM262 210V211H261ZM54 211V212H53ZM57 211V212H56ZM112 211V212H111ZM114 211V212H113ZM198 211V210H197ZM231 214H233V212H234V217L235 218H233V215L231 216L228 212ZM247 211V212H246ZM255 211V212H254ZM41 212V216L43 217L44 215V217H43V219L42 220H39L40 218H42V217H40L39 218V213ZM226 212V213H225ZM242 212H243V214H242ZM246 212V213H245ZM42 213H46V214H42ZM50 213V214H49ZM63 214V216L64 217H66V222L65 223H63L65 220L62 218V217H60L61 219H59L60 221H62L61 222V225H60V223H58L57 224V222L56 221H58V220H55V219H57L56 218V216H60V214ZM121 213V214H120ZM126 213V214H125ZM229 215H228V214ZM52 214V215H51ZM66 214V215H65ZM85 214V215H84ZM112 214V215H111ZM125 214V215H124ZM245 214V215H244ZM251 214V215H250ZM49 215V216H48ZM56 215V216H55ZM83 215V216H82ZM87 215V216H86ZM124 217V219H123V217ZM129 215V217H127ZM173 216V217H170V216ZM200 215V214H199ZM199 215H196L197 217L199 216ZM241 215V216H240ZM243 215V216H242ZM247 215V216H246ZM256 215V216H255ZM51 216V217H50ZM55 216V217H54ZM111 216V217H110ZM112 216H113V219L111 220V218H112ZM131 216H132V219H131ZM196 216H190V218H192V220L190 219L189 220V222H190V224H192L191 226H192V228L195 230V231H198L199 229L202 231L203 229H201L199 226H197V224H196V220H197V222H199V221H201V219L203 218V220H204V218H206V219H208V215L206 216V217H203V216H199L198 218L200 219H197V217ZM227 216V217H226ZM228 216H230L231 217V220L229 219L230 217H228ZM245 216V217H244ZM249 216V217H248ZM254 218H253V217ZM46 217H48V218H46ZM79 217L81 218V219H79ZM83 217V218H82ZM87 217V218H86ZM117 217V218H116ZM202 217V218H201ZM210 217H211V222H212V216L210 215ZM226 217V218H225ZM247 217V218H246ZM251 217V218H250ZM39 218V219H38ZM46 218V219H45ZM51 218H53V219H51ZM55 218V219H54ZM68 218H72V220L75 222H73L71 219H68ZM123 219V220H125L126 219V221H121V219ZM130 218V219H129ZM172 218H173V220H172ZM194 218V219H193ZM195 218H196V220H195ZM233 218V219H232ZM238 218V219H237ZM245 219V222L244 221H242V219ZM257 218V219H256ZM262 218V219H261ZM64 221H63V220ZM85 219V220H84ZM120 219V220H119ZM135 221H134V220ZM136 219H137V221H136ZM141 219H142V221L145 223L146 222V224H143L142 223V221H141ZM169 219H171V222L169 221ZM206 219L204 220V221H206ZM247 219H250V221L249 220H247ZM251 219H253V220H251ZM259 219V220H258ZM46 222H45V221ZM47 220H48V222H47ZM52 220H55L54 222L52 221ZM67 220L69 221V222H67ZM80 221V223H77V222H79ZM83 220V221H82ZM128 220H130V222L128 221ZM168 220V221H167ZM235 220V221H234ZM239 222H237V221ZM240 220V221H239ZM256 220V221H255ZM42 221H44V222H42ZM60 221H58V222H60ZM71 221V222H70ZM139 221H140V223L141 224H139ZM193 221V222H192ZM194 221H195V223H194ZM208 221V220H207ZM228 221V222H227ZM53 222V223H52ZM150 222V223H149ZM167 222V223H166ZM168 222H170L171 224H172V226L168 223ZM225 222H227V223H225ZM230 222H232V223H230ZM242 222H243V224H242ZM252 222V223H251ZM255 222V223H254ZM41 224V223H43V224H41V225H39V224ZM67 223V225L65 226L64 224H66ZM68 223H70V225H74L75 227H76V229L74 228V226L72 227H70V225L68 226ZM72 223V224H71ZM50 224V225H49ZM63 224V225H62ZM149 226H148V225ZM228 224H229V226H228ZM231 224V225H230ZM236 224H237V226H236ZM244 224H247L248 226H246L245 225V227H244ZM35 225L36 226H38V227H36L35 228ZM44 227H43V226ZM52 225H54V226H52ZM56 225H57V227H56ZM60 225V226H59ZM194 225V226H193ZM196 225V226H195ZM238 225L240 226V225H242L241 226V229H240V227H238ZM42 226V227H41ZM174 226H175V222H174ZM226 226V227H225ZM227 226H228V229H227ZM31 227V226H30ZM41 227V228H40ZM49 227V228H48ZM55 227L57 228V230L55 229ZM59 227H61V228H59ZM63 227H65V228H63ZM66 227H69V228H73L72 230L71 229H68V228H66ZM173 227V228H172ZM199 227V229H197V228ZM245 228V229H243L244 231H242V228ZM38 228H40V229H38ZM44 228V229H43ZM78 228V229H77ZM172 228V229H171ZM232 228H233V230H234V228H235V230L238 228L239 230H236V231H234V232H232ZM36 229V230H35ZM42 229H43V231H42ZM49 231H48V230ZM58 229H60V231L58 230ZM61 229H62V232H61ZM68 232H66L65 230ZM207 229V228H206ZM248 229V230H247ZM249 229H250V231H249ZM252 229V230H251ZM55 230V231H54ZM172 230V231H171ZM193 230V231H194ZM209 230V229H208ZM227 231V232H225V231ZM246 230V231H245ZM253 230H254V232L255 233H253ZM35 231H37V232H35ZM39 231H41L40 233H39ZM50 231H52V232H56V233H52V232H50ZM59 231V232H58ZM70 231V232H69ZM77 231V232H76ZM193 231H192V233H193ZM201 231H198V232H200L201 233ZM210 231L212 232V231H214V230H212V229H210ZM230 231L233 233V236L234 237H236V239L233 237V236H231L232 235V233H230ZM237 231H239V233H237ZM257 231V232H256ZM262 233H261V232ZM46 232H47V234H46ZM62 233V235H61V233ZM66 233V235L64 234V233ZM72 232V233H71ZM74 232V233H73ZM76 232V233H75ZM209 232V231H208ZM210 232V233H211ZM244 232V233H243ZM247 232V233H246ZM39 233V234H38ZM174 235H173V234ZM175 233H177L176 235H175ZM236 233H237V235H236ZM241 233V234H240ZM250 233V234H249ZM253 233V234H252ZM44 234H46L45 236H44ZM55 234H60L63 238H62V240H60V239H57V238H61V236L60 235H58V236H56ZM73 234V235H72ZM74 234H75V236H74ZM169 234V235H168ZM229 234H230V236H229ZM235 234V235H234ZM245 234V235H244ZM249 234V235H248ZM259 234V235H258ZM50 235H52V237L50 236ZM65 235V236H64ZM71 236V237H68V236ZM171 235V236H170ZM173 235V236H172ZM215 235V234H214ZM218 235H217V237H218ZM227 235V236H226ZM251 235V236H250ZM57 238H56V237ZM74 236V237H73ZM175 236V237H174ZM177 236V237H176ZM216 236V235H215ZM226 236V237H225ZM241 236V237H240ZM243 236V237H242ZM247 236V237H246ZM248 236H250L249 237V239H248ZM252 236L254 237V238H252ZM47 237V238H46ZM55 237V238H54ZM67 237V239H64V238H66ZM179 237V238H178ZM181 237V238H180ZM228 237L230 238H233V239H231L230 238V240L228 239ZM245 237V238H244ZM257 237V238H256ZM261 237V238H260ZM69 238V239H68ZM75 238H76V240H75ZM247 238V239H246ZM55 239V240H54ZM73 239V240H72ZM181 239V240H180ZM183 239V240H182ZM219 239V240H218ZM257 239V240H256ZM259 239V240H258ZM57 240V241H56ZM59 240V241H58ZM66 240H71V241H69L68 242V245H66V243H67V241ZM217 240V241H216ZM227 240H229V241H227ZM251 240V241H250ZM253 240V241H252ZM54 241V242H53ZM60 241H63V243L61 242L60 243ZM73 241V242H72ZM200 241H201V243H200ZM214 241V242H213ZM232 241V242H231ZM66 242V243H65ZM77 242V243H76ZM183 242H185V244L183 243ZM231 244H230V243ZM252 242V243H251ZM26 243V242H25ZM56 243V244H55ZM65 243V244H64ZM72 243V244H71ZM183 243V244H182ZM27 244V243H26ZM51 244V245H50ZM54 246H53V245ZM57 244H59L60 246H61V248L60 247H58V245ZM190 244V245H189ZM192 244H194V245H192ZM216 244V245H215ZM220 244V245H219ZM229 246H228V245ZM49 245V246H48ZM72 245V246H71ZM204 245H205V247H204ZM211 245V246H210ZM213 245V246H212ZM219 245V246H218ZM231 245V246H230ZM64 248H63V247ZM75 246V247H74ZM201 246H203V247H201ZM223 246V247H222ZM52 247V249H50ZM70 247V248H69ZM73 247V248H72ZM188 247H191V248H188ZM214 247V248H213ZM218 247V248H217ZM219 247H222V249L221 248H219ZM48 248V249H47ZM56 248V249H55ZM60 249V251H58V249ZM69 248V249H68ZM202 250H201V249ZM66 249V250H65ZM72 249V250H71ZM68 250V251H67ZM70 250V251H69ZM201 250V251H200ZM206 250V251H205ZM49 251V252H48ZM53 251V252H52ZM57 251V252H56ZM21 252V251H20ZM43 252H45V251H43ZM53 254H52V253ZM59 252H61V254H59ZM65 254H64V253ZM201 252V253H200ZM25 252H21V253H19L18 254V256L20 257V254L24 257L25 255H27V254H24ZM55 253V254H54ZM43 254H45V253H43ZM16 255L17 254H15V256H14V258H17L16 257ZM53 255V256H52ZM54 255H56V256H54ZM60 255V256H59ZM61 255H62V257H63V260H62V257H61ZM67 257H66V256ZM65 256V257H64ZM71 256V257H70ZM206 256V257H205ZM219 256H220V258H219ZM58 259H57V258ZM69 257V259L68 260H65V259H67ZM61 259V260H60ZM32 260V259H31ZM56 262H55V261ZM59 260V261H58ZM33 261V260H32ZM31 261V262H32ZM46 261V260H45ZM44 261V262H45ZM68 261V262H67ZM218 261V262H217ZM29 262V261H28ZM220 262V263H219ZM43 263V262H42ZM29 264H30V262H29Z\"/></svg>", "mask_w": 264, "mask_h": 264}, {"label": "bare ground", "instance_id": "6f19581e", "mask_svg": "<svg viewBox=\"0 0 264 264\" xmlns=\"http://www.w3.org/2000/svg\"><path fill=\"white\" fill-rule=\"evenodd\" d=\"M17 2V0H0V44H2L3 42H5V45H6V42L8 43V44H11V45H15L16 44V41L18 40V38H19V36H21V34H23L24 32H19V31H17V29L18 30H20L19 28H15V26L14 27H10L12 24H11V22L13 23H15L16 22V16H14L17 12L19 13V11H17L16 9H15V11H16V13H14L15 11H14V7L16 6L15 4V2ZM35 1V0H34ZM118 1V0H117ZM156 1V0H155ZM235 1V0H234ZM238 1V0H237ZM255 6H259L260 7V9L259 8H257V10H256V12H254V10H253V8H252V6L250 7V5L252 4L251 2V4L248 2V0H244V2H243V0H242V2H243V4H244V6L246 7L245 9L243 8L242 10H243V12H241L240 14H241V16H240V14H239V16H240V22L239 23H237V24H239V28H241V27H243V28H245V25H247V27L249 26L250 27V29H252V31H254V32H251V34H254V33H256L257 35L259 34L260 36L261 35H264V0H250ZM19 2H20V0H19ZM26 2V1H25ZM57 4H58V6H62V12L63 13H61V14H59L58 16H57V19H55L51 24H50V22L51 21H48V23L50 24L49 25V27H47V31H49V33L47 34V35H43V37H42V40H41V44H43V46H44V48H46V47H49V46H52V45H56V44H59V42H60V44L62 43V41L61 40H65L66 39V37H69L71 34H74L76 31H78V29L81 27L82 28V26L86 23V20H87V17L85 18V17H83L82 16V14L83 13H85V12H87L88 10H92V13H94V11H93V9H96L95 7H97V4L98 3H96L97 2V0H56L55 1ZM167 2H169V1H167ZM173 2V1H172ZM175 2V1H174ZM236 2V1H235ZM241 2V1H240ZM239 2V3H240ZM100 3V2H99ZM147 3H148V1H147ZM152 3H154V2H152ZM159 3V1L157 2V4ZM171 5H172V3H171V1L169 2ZM169 3H167V4H169ZM176 3V2H175ZM249 3V4H248ZM24 4H26V3H24ZM145 4V3H144ZM156 4V3H155ZM166 4V5H167ZM178 4V3H177ZM176 4V5H177ZM236 4H237V2H236ZM240 4H242V3H240ZM246 4V5H245ZM50 5V4H49ZM104 5V4H103ZM142 5V4H141ZM145 5H147V8L148 7H151V6H148V4H145ZM149 5H152L151 4V2H150V4ZM161 7H162V5H161V2H160V4H159ZM157 6L158 8L160 7V6ZM179 6H180V4H178ZM230 5V4H229ZM231 5H233L232 4V2H231ZM20 6V5H19ZM127 5H125V7H126ZM139 6H140V4H139ZM138 5L136 6V7H139ZM168 6V5H167ZM170 6V5H169ZM168 6V7H169ZM173 6V5H172ZM175 6V5H174ZM178 6V7H179ZM182 6V5H181ZM180 6V7H181ZM242 6V5H241ZM23 7V6H22ZM26 7V6H25ZM166 6H164V7H162V9H164ZM232 7V6H231ZM234 7V6H233ZM16 8H17V6H16ZM38 8V7H37ZM131 8V7H130ZM130 8H128L129 10H130ZM143 8H145L144 6H143ZM155 8H156V6H155ZM154 8V9H155ZM175 8V7H174ZM224 8V7H223ZM239 8V7H238ZM242 8V7H241ZM20 8H18V10H19ZM60 9V8H59ZM126 9V8H125ZM136 9H138V8H136ZM142 9V8H141ZM140 9V10H141ZM146 9V8H145ZM150 9V8H149ZM153 9V10H154ZM173 9V8H172ZM175 9H177V7L175 8ZM218 9V8H217ZM219 9H220V7H219ZM227 9V8H226ZM230 9V8H229ZM234 9V8H233ZM255 9V8H254ZM259 9V10H258ZM21 10H22V8H21ZM28 10V9H27ZM64 10V11H63ZM127 10V9H126ZM131 10H132V8H131ZM130 10V11H131ZM139 9H138V11H140ZM156 10V9H155ZM154 10V11H155ZM158 10V9H157ZM160 10V9H159ZM166 10V9H165ZM164 10V11H165ZM171 10V9H170ZM174 10V9H173ZM212 10V9H211ZM236 10V9H235ZM235 10H234V12H235ZM240 10V9H239ZM31 11V10H30ZM137 11V10H136ZM149 11H151V10H149ZM153 11V12H154ZM177 11V10H176ZM179 11V10H178ZM177 11V12H178ZM213 11V10H212ZM215 11L217 12L218 10H216L215 9ZM226 11V10H225ZM224 11V12H225ZM21 12V11H20ZM60 12H61V10H60ZM132 12H135V10L134 11H131V13ZM144 12H146V10H144ZM143 12V10H142V14L144 15H146V13H144ZM148 12V11H147ZM160 12H161V10H160ZM162 12H163V10H162ZM170 12V11H169ZM168 12V13H169ZM176 12V13H177ZM215 12V13H216ZM222 12V11H221ZM220 12V13H221ZM223 12V13H224ZM236 12H237V10H236ZM14 13V14H13ZM25 13V12H24ZM36 13V12H35ZM56 13H58V12H56ZM155 14H156V11L154 12ZM172 13V12H171ZM174 13V12H173ZM211 13V12H210ZM219 13V12H218ZM230 13H232V12H230ZM30 14V13H29ZM133 14V13H132ZM138 14V13H137ZM139 14L141 15V12H139ZM152 14V13H151ZM151 14L149 13L148 15H150V16H148L147 17V15H146V17L147 18H150L151 17ZM229 14V13H228ZM233 14H238V13H233ZM55 15V14H54ZM75 15H78L77 16V18L76 19H74L75 18ZM86 15V14H85ZM144 15V16H145ZM154 15V14H153ZM161 15H162V13H161ZM161 15L159 14V16H160V18H162V19H164V14H163V17H161ZM172 15H174V14H172ZM216 15V14H215ZM218 16H220L219 14H217ZM216 15V16H217ZM223 15V14H222ZM23 16V15H22ZM38 16V15H37ZM86 16H88V15H86ZM135 16H137L135 13H134V16L133 17H135ZM158 16V15H157ZM167 16V15H166ZM216 16H215V18H216ZM234 16V15H233ZM237 16V15H236ZM19 17V16H18ZM49 17V16H48ZM141 17V16H140ZM171 17V16H170ZM169 17V18H170ZM222 17V16H221ZM221 17H220V19H221ZM235 17V16H234ZM244 17V18H243ZM249 17V18H248ZM13 18H15V20L13 19ZM55 18V17H54ZM145 18V17H144ZM143 17H142V19H144ZM147 18H146V20H147ZM153 18V17H152ZM159 18V17H158ZM233 17H231V19H232ZM236 19H239L238 17H235ZM243 18V19H242ZM7 19V20H6ZM9 19V20H8ZM18 19V18H17ZM20 20H21V18H19ZM31 18H29V20H30ZM51 19V18H50ZM49 19V20H50ZM139 19V18H138ZM141 19V18H140ZM225 19V23H226V19H229V18H224ZM230 19V20H231ZM156 20V19H155ZM160 20V19H159ZM158 20V21H159ZM169 20V19H168ZM171 20V19H170ZM218 20V19H217ZM217 20H216V22H217ZM135 21V20H134ZM137 21V20H136ZM141 21V23H140V26H141V24L144 22V20L142 21V20H140ZM139 21V22H140ZM163 20H161V22H162ZM212 21V20H211ZM220 21V20H219ZM219 21L217 22V23H219ZM231 21H234V23H235V19H233V20H231ZM237 21H239V20H236V22ZM24 22V21H23ZM147 22V21H146ZM152 22V21H151ZM151 22H150V24H151ZM171 22V21H170ZM208 22V21H207ZM215 22V23H216ZM145 23V22H144ZM153 24H154V21L152 22ZM156 23H159V22H156ZM156 23H155V25H156ZM165 23H166V21H165ZM167 23H169V22H167ZM211 23V22H210ZM214 23V22H213ZM212 23V25H214ZM229 24H230V22H228ZM18 24V23H17ZM20 24V23H19ZM22 24H24V23H22ZM25 24H26V22H25ZM46 24V23H45ZM137 24V23H136ZM149 24V25H150ZM152 24V25H153ZM231 24H233V23H231ZM231 24L230 25H227V23L226 24H224L225 26L224 27H226L225 29H224V27H223V24L221 25V24H216L217 26H211L210 24V26H208L207 25V27H209V28H207V29H205L206 27H204V29L203 30H201V31H198V29L196 30L195 28H198V26L197 27H195V28H193V29H195L194 31H196V32H194V31H192L193 29L191 28L190 29V33H188V32H186V34H182V35H176L175 34V36L176 37H172L173 38V40L171 39V37H170V39H171V42L169 41V42H167L166 40H164L165 38H167V37H163V38H161V36L158 34V32L156 33L157 35H159L158 37H157V35H156V37L154 36V33H153V36L155 37V39L157 38V39H163L164 40V42L166 41L167 43V45L165 44V43H163V49H164V46L166 45L168 48H166V49H168L169 50V53L168 54H166L167 52H168V50H167V52H165V55L166 56H164L163 54L161 55V54H159L160 53V51L159 52H157L159 49H161L162 48V46L161 45H159L158 46V40H155V41H157V45L155 44L154 46L155 47H159V49L157 50V48H155L157 51V53H154V48H153V43H155V41H151L152 39H154V37H152V39L151 40H149L148 42L149 43H151L150 45L152 46V48H153V52H151V50H152V48L149 46V44H146L147 43V36H146V39L144 38V35H141L142 36V38H139L138 36L140 35H138V33H140L141 31H143L144 30V28H146L147 26H145V27H143L142 28V26H144L145 24H143L140 28H142L143 30H141L140 28V30H138V32H137V34L134 32H132V31H130V32H132V37L133 36H137L138 37V39H140V40H138V41H142V40H146V42H137L139 45H140V43H141V45L140 46H143L144 47V45L146 44L148 47H150V49L148 48V47H146V50H147V48H148V50L150 51V53L149 52H146V51H144L145 53H149L150 55H151V57L149 58L148 57V54H146L147 55V59L149 60V62L148 63H151V64H149V66L151 65V66H153V69H151L150 71V73L149 72H147V70L149 69V68H151V67H148V69L147 68H144L145 66L147 67L148 66V63H147V65H145L146 63H144L145 62V58L142 56L143 54H142V52H143V50H142V48L141 47H139L138 49H137V47H138V45H137V43H136V49L137 50H139L140 51V48H141V53H140V55L138 56L139 58H144V60H142V61H144L143 62V66L144 67H139V68H144L143 70L145 71H143L146 75H144V73L143 72H141L140 73V69H137L136 67H138V66H140V64L142 65V63H140V62H142L141 61V59H136L135 60V62H138V60H140V62H138V66L137 65H135V70L137 71V70H140V71H138L141 75H144L143 77H142V79H143V81L138 77L139 76V73L138 72H136V71H134V74L136 75V74H138L137 76H135V78L134 79H136L137 77L140 79V83H141V81L143 82V83H141V84H137V85H139V88L140 87H142L141 89H137V88H134V89H137L138 91L140 90V91H142L143 90V87L144 88H147V89H145V90H148V91H146V92H148L149 93V89H151V88H149L147 85H150V83H151V85H150V87L152 86V84H158L159 83V88L158 89H156V85H154V86H152V88L155 90V92L153 93V92H151L150 94H148L147 93V95L149 96L148 98H145L147 95H145L144 93H143V91H142V93H141V97H143L144 95H145V99H146V101H144V98H143V100L142 99H139V98H141V97H139L140 95H139V92L137 93V92H135L134 90H133V87H135L136 86V84L133 86V82L135 81H137V80H134L132 77V84H129L128 86V88L127 89H130V85H132L131 86V89L133 90L132 92L134 93V94H138L137 95V99H138V101H142V102H140L139 103V106H136L135 104L133 105L134 107H135V109H133V111L134 110H136V111H134V113H131V114H133V116H132V118H131V115H130V113L128 112V110H126V109H124L125 108V106L124 105H126L123 101H125V99H127V98H125V99H123V101L121 102V103H124V104H122L123 105V110H126V113L128 112V114L130 115V118H129V116H128V118H127V120L125 119L127 116L126 115H128V114H124L126 117H123V114L120 112V114H122V118H124L123 119V121L122 122H120L122 119H119L120 121V125H119V123H118V119H116L115 121L113 120V119H110V118H112L111 116L112 115H114V113L112 112V114H109V115H111L110 116V118L108 119V118H105V116H102L103 114L104 115H106L105 114V112L102 114L101 112H100V114H99V112L97 113L98 115H96V116H94L95 117V119H98V118H100L101 116H102V118L104 117V119L106 120H111V122H115L114 124H112L111 122H108L107 120L106 121H104V119H103V121L104 122H108V123H111V124H106V123H104L103 121H102V118H101V122H102V124H105L104 126H102L101 124V126H99L98 124H94L95 122H96V120H94L93 118L94 117H92L91 116V120H89L88 119V116H89V114H88V116H86L84 113H86V112H84L83 114L86 116V118L89 120V122H91L90 124L89 123H86V124H89V126H88V128H91V127H94L93 129H94V136H93V134L91 133H89L88 132V134L89 135H92L93 137V139L92 140H90L89 141V138L91 139V137H89L86 133L87 132H85L84 130H86V128H84V130L82 129L81 131H82V133H84V134H86V137H88L86 140L84 139V142H83V144L84 145H82V146H85V145H87V146H85L84 148H88V154H87V152H83L85 149L83 148L82 149V152L83 153H85L84 155L82 154L81 156H72L71 154H70V152L68 151V152H66V150H64V148L66 147H63V150L66 152H63V150H62V144H59V146H58V143H57V145L55 144V142L54 143H49L48 141L46 142V140H45V142L46 143H43V141H41L42 143H40V142H38V141H36V140H38V139H36L35 141L37 142V144H35L36 145V147H37V149H38V151L36 150V152L35 153H37V152H39L38 154H35L34 152V155L36 156H34L33 154L31 155V156H33L34 158L32 159V158H30V156H29V158L30 159H32V162L31 163H33V160L34 161H36L35 163H37L38 164V162H39V164H41V168L43 169H41V168H37V169H40V170H37V171H39L40 173L38 174V172H37V174L39 175V176H41L40 178L38 177H36L37 178V182H36V180L33 178L36 174H35V172H33V174H34V176L33 177H31L32 176V173H31V175H29L31 178H32V180L34 179V181L35 182H31L32 184H33V188H35V190H33L32 189V187H31V183H30V187H31V192L33 193V191L36 193H34L35 194V196L32 194V193H30V196L31 195H33L34 197H30L31 199L29 200V199H27L28 197H27V194L29 195V193H28V191H27V194L25 195V192L22 190V192H19V191H16V190H18L20 187H19V185H18V187H16V188H18V189H15L14 187H12V189L10 188L12 185L14 186V184L16 185L17 184V180L15 179L16 178V176H18V175H16L15 174V178L13 177L12 178V180H14L16 183H14V181H13V183L11 182V180H10V182L9 183H11V184H9L8 185V188L11 190V191H8L9 189L8 188H6L7 189V192H8V194H6V193H1L0 192V264H29V262H30V264H45V263H47V262H50L51 263V261H53V260H51V257L50 258H48L49 256H51V254H46V250H44L45 248H46V243L48 242L47 241V239H45L44 240V238L45 237H40V236H37V234L36 233H34L30 228H32L33 227V225L34 224H32L31 225V223L35 220V218L36 217H38V216H36V215H38L37 213H38V211L35 213V212H32V211H30V208L29 209H27V205H28V203L30 202V203H32L33 204V202H35L36 200H45L46 202H47V204H48V201H49V204H51L50 203V201H56V202H54V203H52L53 204V207L59 202L60 204H62V205H64L65 207H63L64 209L65 208H67V209H69V210H72V211H70V213L71 212H75L74 214H78V216H81L79 213H77V211L79 210V208H80V210H79V212H81V211H83V209H81L82 207H85L86 206V209H87V205L88 204H90V202H91V205H94L95 203L97 204L96 205V207H95V205H94V207L95 208H99L98 207V205H101V204H103L104 203V205H105V201H108L107 203H109V206H108V204H107V206L109 207V209H112V207H114V204L116 203H122L124 200L123 199H118L117 200V198H119V197H122L123 195H125V198L127 199V197L128 196H130L131 195V193L133 192H135V191H137V190H142V189H145V190H154L155 192H158V193H161L162 195H163V197L164 198H166L167 199V202L168 203H170L169 205L170 206H172V207H170V210H172V208H173V210L172 211H175V215H174V220H173V218H172V220L175 222V226H174V222H173V227H175V229H173L175 232H176V230L178 231V233H180V235L183 237V235L186 237V235H187V241L189 240V241H191L192 242V239L194 238L195 240L197 239V241H198V239L199 240H202L203 241V243H204V241L207 243L208 242V244L210 243V244H214V243H217V242H214V243H212V242H210V239L212 238V237H216L215 239H217V238H219V236H220V238L222 239V241H220L219 243L220 244H222L221 242H223L224 240H223V234H221V235H218V232L220 231V232H222L223 231V226H224V223H223V206H224V204H223V190L225 189H223V152L225 151V153H224V155L226 154V157H230V156H228L229 155V153H232L231 151L232 150H234V149H232L233 148V146L236 144V142H237V146L239 147V149L243 152V154L245 155V157L246 158H248V157H250V148H251V145H246L250 140H254L255 138L258 140V138H261L262 140L261 141H263L262 142V144H260V148L259 149H261L262 148V150L264 151V113H262V115L261 114H259V112H258V110L260 109V108H262L261 106H260V104H259V102L257 103V101H254V100H256V98H254V97H256V96H254L253 98H254V100H253V98L252 99H250V100H252V101H250V102H247V103H245V104H242L241 106H240V104L239 103H241V102H239V103H237V101L236 102H234L235 101V99H234V101H233V97H234V95H236V93H238V92H241V91H245V92H247V90H248V88L250 87V82L247 80V83H249L248 84V86H247V84H246V82H245V84H246V86H247V89H245V87L246 86H243L242 84H243V80L244 81H246L245 80V76L246 75H248L249 73H250V71H251V73L254 71L253 69H255V68H251V66L249 65L250 63H252V62H256V63H254L253 65H255V64H258L257 66H255V67H259V65L261 66V64H263L264 63V49H263V47H262V43H255L254 45H249V47H251V48H249V51L247 50H245V51H243V48H244V46L242 45V47H241V45H235V46H237L236 48V50L235 51H237L236 52V54H232V52L230 51V49H229V51L228 50H224V52L226 51H228V52H230L229 54L231 55V56H227V57H216V59L214 58V62L216 63V66H224L222 69H224L223 71H226V69H227V71L229 72L228 73V77H227V73H225V75H226V81H227V83H228V86L226 87V90H224V91H222V89H221V91L222 92H224L225 94H226V91L229 93H231L232 95H233V97H231V96H229V97H231V98H229L227 95V97L229 98V99H227V97L226 96H224V99L222 98V97H219V95H216V93L218 94V92H219V94H220V90H218V92H212L211 90H210V88H209V86L215 81V80H218V79H210V77H208V75L210 76V74H208V71L210 72V70L209 69H212L211 67H212V65L214 66L215 65V63L214 64H212L211 62H212V60L211 59H209L208 58V61L206 60L207 58V54L209 53V52H211V51H213V49L214 48H211V46L214 44V40H216L217 39V41H219L222 37H224V38H226V39H228V38H231V40H232V36L235 34L234 33V29L236 30V25H232L233 26V29H230V28H232V27H230L231 26ZM6 25V26H5ZM13 25H15V24H13ZM12 25V26H13ZM154 25V26H155ZM159 26L161 25V23L160 24H158ZM157 25V26H158ZM162 25H163V23H162ZM170 25H171V23H170ZM227 25V26H226ZM8 26V27H7ZM19 26V25H18ZM43 26V25H42ZM46 26V25H45ZM139 26V25H138ZM137 26V27H138ZM195 26V25H194ZM199 26H201V25H199ZM204 26V25H203ZM228 26H229V28H228ZM235 26V27H234ZM150 27H152V26H150ZM156 27V26H155ZM162 27V26H161ZM163 27H164V25H163ZM181 27V26H180ZM187 27V26H186ZM185 27V28H186ZM190 27V26H189ZM248 27V28H249ZM252 27V28H251ZM42 28V27H41ZM44 28L45 27H43V30H44ZM83 28H84V26H83ZM82 28V29H83ZM148 28V27H147ZM146 28V29H147ZM153 28V27H152ZM169 28V27H168ZM228 28V29H227ZM238 28V29H239ZM248 28H246L247 30H249L250 31V29H248ZM22 29V28H21ZM81 29V30H82ZM133 30H134V27L132 28ZM131 29V30H132ZM138 29V28H137ZM146 29H145V31H146ZM150 29V28H149ZM149 29H147L148 31H150ZM165 28H163V30H164ZM170 29H172V26H171V28ZM169 29V30H170ZM182 29H183V27H182ZM237 29V30H238ZM39 30V29H38ZM153 30V29H152ZM151 30V31H152ZM160 30V29H159ZM168 30V31H169ZM186 30V29H185ZM188 30V29H187ZM240 30V29H239ZM26 31H27V29H26ZM45 31H46V29H45ZM135 31V30H134ZM137 31V30H136ZM145 31H143V32H145ZM151 31L149 32V34L151 33ZM155 31V30H154ZM162 30H160V32H161ZM167 31V32H168ZM198 31V32H197ZM39 32H40V30H39ZM143 32H141L142 34H143ZM159 32V33H160ZM163 32V31H162ZM164 32H165V30H164ZM171 32V31H170ZM247 32V31H246ZM245 32V33H246ZM26 33V32H25ZM24 33V34H25ZM43 33H45L44 31H43ZM173 33V32H172ZM172 33H169V34H172ZM185 33V32H184ZM234 33V34H233ZM237 33V32H236ZM244 33V32H243ZM244 33V34H245ZM23 34V35H24ZM41 34H42V31H41ZM135 34V35H134ZM166 34V33H165ZM238 34V33H237ZM248 34H250V33H248ZM248 34H247V36H248ZM130 35V36H131ZM146 35H148L147 33H146ZM162 35V34H161ZM167 35H168V33H167ZM173 35V34H172ZM239 35V34H238ZM242 35V34H241ZM240 35V36H241ZM257 35H253V37L255 36H257ZM258 35V36H259ZM40 36V35H39ZM129 36V37H130ZM169 36H171V35H169ZM237 36V35H236ZM245 36V35H244ZM259 36V38H261ZM41 37V36H40ZM39 37V38H40ZM76 37V36H75ZM160 37V38H159ZM217 37H219V38H217ZM234 37V36H233ZM252 37V38H253ZM131 38V37H130ZM151 38V37H150ZM212 38H215L214 40L212 39ZM239 38V37H238ZM242 37H240V39H241ZM259 38H256V39H254L253 38V41H255L256 40V42H257V40L259 39ZM37 39V38H36ZM69 39V38H68ZM67 39V40H68ZM134 39V38H133ZM142 39V40H141ZM209 39L211 40H213V43L211 42V44L212 45H210V42L207 44V41H209ZM219 39V40H218ZM246 39V38H245ZM263 39V38H262ZM135 40V42L137 41V39L135 38L134 39ZM133 40V41H134ZM222 40V39H221ZM220 40V41H221ZM243 40V39H242ZM260 41H262L261 39H259ZM258 40V41H259ZM160 41V40H159ZM229 41V40H228ZM234 41V40H233ZM235 41H236V39H235ZM249 41V40H248ZM252 40L250 39V41L249 42H251ZM19 42V41H18ZM64 42V41H63ZM67 42V41H66ZM153 42V43H152ZM163 42V41H162ZM232 42V41H231ZM84 43V42H83ZM143 43H145L144 45H143ZM225 44V43H227V41H223L222 40V42H221V45H223V44ZM233 43V42H232ZM253 43V42H252ZM64 44V43H63ZM68 44V43H67ZM162 44V43H161ZM165 44V45H164ZM217 43H215L214 45H216ZM219 44V43H218ZM227 44H229V43H227ZM54 45V46H55ZM85 46H86V44H84ZM213 45V46H214ZM226 45V44H225ZM230 45V44H229ZM259 45V46H258ZM261 45V46H260ZM4 46V45H3ZM53 46V47H54ZM83 46V45H82ZM218 46V45H217ZM235 46H233L232 45V48L233 47H235ZM240 46V47H239ZM8 47V46H7ZM56 47V46H55ZM60 47V46H59ZM90 47V46H89ZM223 47H225L224 45H223ZM38 48V47H37ZM84 49H86V47H83ZM91 48V47H90ZM90 48H89V50H90ZM145 48V47H144ZM143 48V49H144ZM220 48H221V46H220ZM220 48L218 49V50H220ZM226 48V47H225ZM245 48H246V46H245ZM40 49V48H39ZM38 49V50H39ZM47 49V48H46ZM93 49V48H92ZM114 49H116L117 51H118V49L117 48H115V47H113V49H109L110 51L111 50H113L114 51ZM216 49V48H215ZM215 49H214V52H216L215 51ZM247 49V48H246ZM45 50V49H44ZM83 50V49H82ZM88 50V49H87ZM87 50H85L86 51V53L88 54V52H87ZM108 50V51H109ZM145 50V49H144ZM147 50V51H148ZM217 50V49H216ZM43 51V50H42ZM45 51H47V50H45ZM93 51V50H92ZM113 51H111V52H113ZM164 51V50H163ZM163 51H161L162 53H164ZM166 51V50H165ZM223 51V50H222ZM5 52V51H4ZM111 52H109V54L111 53ZM213 52V53H214ZM220 52V55H222V53H221V51H219ZM226 52H225V54H226ZM227 52V53H228ZM40 53H41V51H40ZM43 53H44V51H43ZM42 53V54H43ZM90 53H92V52H90ZM89 53V54H90ZM103 53H105V52H103ZM114 53V52H113ZM113 53H111L110 55H113ZM152 53H153V55H152ZM0 54H2V53H0ZM31 55L32 54H34V53H30ZM94 54V53H93ZM99 54V53H98ZM98 54H96V55H98ZM106 54H107V52H106ZM105 54V55H106ZM154 54H156V56L154 55ZM218 54V53H217ZM228 54V55H229ZM4 55V54H3ZM9 55V53L6 55V56H8ZM37 55V54H36ZM96 55L94 56V58H96ZM102 54H100V55H98V57L100 56V57H102V56H104V54L101 56ZM209 55H212V53L211 54H209ZM215 55H216V53H215ZM227 55V54H226ZM225 55V56H226ZM84 56V55H83ZM82 56V57H83ZM85 56L86 57H88V56H90L91 58L89 59V61L90 60H92V56L91 55H86L85 54ZM142 56V57H141ZM145 56V55H144ZM153 56H155V57H153ZM214 56V55H213ZM3 57V56H2ZM4 57H5V55H4ZM35 57V56H34ZM86 57H83V58H85L86 59ZM97 57V58H98ZM99 57V58H100ZM106 57V56H105ZM107 57H109L108 59H110V56L108 55ZM152 57H153V59H152ZM157 57V58H156ZM33 58V57H32ZM82 58V60L81 61H83V60H85V59H83ZM96 58V59H97ZM98 58V59H99ZM211 58H212V56H211ZM28 59V58H27ZM26 59V60H27ZM30 59V58H29ZM46 59V58H45ZM96 59L94 60H92V61H94V62H97L98 61V59H97V61H96ZM103 59V58H102ZM102 59H99V61L100 60H102ZM213 59V58H212ZM6 60V59H5ZM31 60V59H30ZM30 60H27L28 62L30 61ZM87 60V61H86ZM85 61L86 62H88V59H86ZM105 60H107V58H104L102 61V63L104 64V62H105ZM150 60L152 61V62H150ZM209 60H211V62L209 61ZM27 61H25V62H27ZM91 61V63L89 64V63H87V64H89L90 66L91 65H93V66H95L93 63L94 62H92ZM110 60H107L106 61V65H108L110 62H109ZM147 61V60H146ZM86 62H82V63H85V66L87 65L86 64ZM261 62H263V63H261ZM99 63V65L101 64L102 65V63H100V62H98ZM115 63V62H114ZM140 63V64H139ZM249 63V64H248ZM261 63V64H260ZM26 64V63H25ZM136 64V63H135ZM246 64H248L249 66H250V68H251V70H250V68H249V70L250 71H248V67L249 66H247ZM28 65V64H27ZM105 65V64H104ZM104 65H102V66H99L100 68L102 67V68H104ZM111 65H112V62H111ZM110 65V66H111ZM114 65V64H113ZM252 65V64H251ZM17 66V65H16ZM81 66L83 67V65L81 64ZM90 66L88 67L89 69H90ZM96 66H98V64L96 65ZM95 66V67H96ZM221 66H220V69H221ZM245 66H247L246 68H247V72L248 73H246V69L244 68ZM87 67H85V68H81L82 69V72L83 71H85L84 69H87ZM92 67V66H91ZM95 67H92V68H94V69H96ZM91 68V70H93ZM219 68V67H218ZM244 68V70H242ZM260 68H262V66L261 67H259V69ZM18 69V68H17ZM30 69V68H29ZM214 69V68H213ZM263 69H264V67H263ZM263 69H260L259 71L261 72V71H263ZM88 70V69H87ZM90 70V71H91ZM156 70L158 71V72H156ZM258 70V69H257ZM20 71V70H19ZM154 71V72H153ZM216 71V70H215ZM218 71V70H217ZM226 71V72H227ZM81 72V73H82ZM148 74H147V73ZM213 72H214V70H213ZM243 72H245L244 74H241V73H243ZM37 73V72H36ZM84 73V72H83ZM81 74V75H84V74ZM88 73H92L93 74V72H88ZM87 73V74H88ZM215 73H217V72H215ZM218 73H219V71H218ZM221 73H222V71H221ZM255 73V72H254ZM254 73H252L251 75H252V77L255 75ZM257 73H258V71H257ZM262 73V72H261ZM87 74H86V71H85V75L84 76H86V79L87 78H89V77H87ZM92 74H90L91 76H92ZM254 74V75H253ZM263 74H264V71H263ZM212 75V74H211ZM213 75H216V74H213ZM222 75V74H221ZM251 75L249 74V76L251 77ZM258 75V74H257ZM88 76H89V74H88ZM126 76V75H125ZM248 76V77H249ZM259 76V75H258ZM35 77V76H34ZM100 77V76H99ZM98 77V78H99ZM145 77V78H144ZM249 77V78H250ZM260 77H261V74H260ZM81 78H83V77H81ZM85 78V77H84ZM84 78L82 79V81H84ZM92 78V77H91ZM128 78H130V76L128 77ZM137 78V79H138ZM212 78H213V76H212ZM222 78V77H221ZM254 78V77H253ZM253 78H250V79H253ZM255 78H257L256 77V75H255ZM95 79H97V77H94L93 78V80H90V81H94V82H96L95 81ZM101 79V78H100ZM127 78H125V80H126ZM259 79V78H258ZM258 79H255V82L258 80ZM262 79H263V76H262ZM128 80V79H127ZM126 80V81H127ZM134 80V81H133ZM260 80H261V78H260ZM259 80V81H260ZM81 81V82H82ZM88 81L89 80H87V82L86 81H84L85 83H81V85L82 84H90V83H88ZM98 81V80H97ZM100 81H102V80H100ZM130 81V79L127 81V82H129ZM156 81H158V82H156ZM213 81V82H212ZM220 81H222L221 79H220ZM224 81H225V79H224ZM251 81V80H250ZM263 81V80H262ZM14 82V81H13ZM125 82V81H124ZM138 82H139V80H138ZM154 82V83H153ZM216 83H217V81H215ZM218 82H219V80H218ZM253 80L251 81V83L253 84ZM97 83H99V82H97ZM100 83H103V82H100ZM99 83V84H100ZM129 83H131V82H129ZM224 83V85H225V82H223ZM226 83V84H227ZM231 83V84H230ZM258 83V82H257ZM256 83V84H257ZM260 83H261V81H260ZM264 83V82H263ZM94 84H96V83H94ZM93 83L91 84L92 85V87H90V85H87V86H89V88L88 87H86L85 86V88H87V91H88V89H89V91H88V94H83V91H84V89H83V91H82V96H84L85 95V97L84 98H87L86 96L88 95L89 96V92H90V88H92V91H93V89H97V85H94ZM126 84V83H125ZM220 84H221V82H220ZM252 84H251V86H252ZM101 85V84H100ZM99 85V86H100ZM141 85V86H140ZM223 85V84H222ZM223 85V86H224ZM258 85V84H257ZM255 86L254 88L256 89V87H258V86ZM260 85V84H259ZM10 86H12V85H10ZM93 86H95L96 88H94ZM98 86V87H99ZM147 86V87H146ZM101 87H102V85H101ZM212 87H213V84H212ZM222 87V86H221ZM215 88V87H214ZM213 88V89H214ZM218 88H219V86H218ZM259 88V87H258ZM67 90H65V88H64V90L67 92V94H68V88H66ZM102 89V88H101ZM215 89H217V88H215ZM220 89V88H219ZM245 89V90H244ZM251 89H253L252 87H250V90ZM254 89V90H255ZM64 90H61V91H64ZM72 90V89H71ZM86 90V89H85ZM144 90V91H145ZM253 90V91H254ZM99 91V90H98ZM103 91V90H102ZM127 91V90H126ZM126 91H124V93H125V96H126V94H127V92ZM151 91H153V90H151ZM238 91V92H237ZM262 91H264V89L262 90ZM261 91V92H262ZM65 92V93H66ZM100 92H101V90H100ZM131 92V90H129V93H131V94H133ZM64 92L62 93V95H61V99H63L64 100V98H66V97H68L67 95H65V97L63 96L64 94H65ZM71 93V92H70ZM84 93H86V91L84 92ZM94 93H95V91H94ZM93 93V94H94ZM97 93V92H96ZM95 93V94H96ZM123 93V92H122ZM122 93H121V95H119L120 97L122 96ZM243 93V92H242ZM61 94V93H60ZM73 94H75V93H73ZM73 94H71V95H73ZM222 94V93H221ZM224 94V95H225ZM228 94V95H229ZM262 94V93H261ZM59 95V94H58ZM57 95V97L59 98L60 96H58ZM92 94L90 93V96H91ZM98 95V94H97ZM129 94H127V96H128ZM143 95V96H142ZM216 95V96H215ZM238 95V94H237ZM240 95V94H239ZM253 95H255V94H253ZM252 95V96H253ZM260 95V94H259ZM70 96V95H69ZM74 96V95H73ZM82 96L80 97V95H79V97L81 98V99H83L82 98ZM129 96H131V95H129ZM251 96V95H250ZM264 96V95H263ZM260 97V98H262V100L264 99V97ZM62 97H64V98H62ZM71 97V96H70ZM118 97V96H117ZM120 97H118V98H120ZM136 97V95H133V98H135ZM219 97V98H218ZM225 97H226V99H225ZM258 97V96H257ZM78 98V97H77ZM124 98V97H123ZM129 98H131V97H129ZM132 98V99H133ZM221 98L223 99V101L225 100V102L224 103H226L227 104V101L228 100H231V101H233V103L231 104V101L228 103V107L230 108V109H228L229 110V113H228V118H226L227 120H224V122H223V113H225V112H223L222 111V109L221 110H219V111H221V112H219L217 109H215V107H216V104L214 105V104H212L211 105V103H212V101H213V103H214V100H218V101H220L221 100ZM237 98V97H236ZM239 98V97H238ZM237 98V99H238ZM240 98H242L241 96H240ZM259 98V97H258ZM259 98V99H260ZM60 99V101H62ZM69 99V98H68ZM72 99H73V97H72ZM76 99V98H75ZM87 99H89V97L87 98ZM87 99H85L86 101H87ZM91 99L92 98H90V101H91ZM132 99H130L131 101L130 102H132V104L134 103L133 101H134V99L132 100ZM136 99V98H135ZM137 99H136V101H137ZM258 99V100H259ZM66 100V99H65ZM70 100V99H69ZM68 100V101H69ZM77 100V99H76ZM75 100V101H76ZM80 100V99H79ZM84 100V101H85ZM94 100H95V98H94ZM119 100V99H118ZM128 101H129V99H127ZM126 100V103L128 102ZM241 100V99H240ZM248 100V99H247ZM67 101V100H66ZM74 101V100H73ZM72 101V102H73ZM116 101V100H115ZM135 101V103H137V105H138V101L136 102ZM222 101V102H223ZM94 102V101H93ZM211 102V103H210ZM217 102V101H216ZM221 102V103H222ZM61 104L63 103V101L62 102H60ZM76 103H77V101H76ZM80 103V102H79ZM83 103V102H82ZM86 103H88V102H86ZM85 102L83 103V104H86ZM91 103V102H90ZM115 103V102H114ZM119 103V102H118ZM120 103V104H121ZM129 103V102H128ZM218 103V102H217ZM220 103V102H219ZM224 103H223V105H224ZM60 104V105H61ZM64 104V103H63ZM66 104H68V102L66 103ZM89 104V103H88ZM88 104H86V107H88ZM92 104V103H91ZM120 104H117L118 106H120L121 108H119L118 106V108H117V110H118V112L120 111V109L122 110V106L120 105ZM131 104V105H132ZM226 104L224 105L225 107L224 108H226L227 106H226ZM256 104V105H255ZM58 105H59V103H58ZM59 105V106H60ZM73 105V104H72ZM79 105V104H78ZM116 105V104H115ZM130 105V103H129V106H131ZM222 105V106H223ZM262 105H264V104H262ZM2 106V105H1ZM65 106L66 105H64V108H65ZM80 106H81V104H80ZM126 106H128V104L126 105ZM128 106V109L130 108L131 109V107H129ZM257 106V107H256ZM61 107V106H60ZM77 107V106H76ZM96 107V106H95ZM94 107V108H95ZM111 107V106H110ZM116 107V106H115ZM1 108V107H0ZM68 108H69V106H68ZM92 108V107H91ZM93 108V109H94ZM127 108V107H126ZM223 108V109H224ZM264 108V107H263ZM13 109V108H12ZM87 108H85L84 110H86ZM111 109H113L114 110V108H113V106H112V108ZM227 109V108H226ZM6 110V109H5ZM15 110V109H14ZM122 110V111H123ZM262 110V109H261ZM116 111V110H115ZM114 111V112H115ZM130 111H132V110H130ZM132 111V112H133ZM139 111V112H138ZM225 111V110H224ZM260 111V110H259ZM117 112V111H116ZM228 112V111H227ZM262 112H264V110H262ZM80 113V112H79ZM123 113H125V112H123ZM81 114H82V112H81ZM81 114H79L80 116H81ZM87 114V113H86ZM102 114V115H101ZM108 114V113H107ZM117 114V116H118V114L119 113H115V115ZM99 115H101L100 117H98ZM109 115H108V117H109ZM260 115L262 116L261 118H260ZM8 116V115H7ZM107 116V115H106ZM120 116V115H119ZM78 117V116H77ZM97 117V118H96ZM114 117V116H113ZM120 117V118H121ZM81 118H83V115H82V117ZM80 118V119H81ZM85 118V119H86ZM117 118V117H116ZM3 119V118H2ZM84 119V120H85ZM225 119V118H224ZM79 120V119H78ZM77 120V121H78ZM95 122H94V121ZM82 121H83V119H82ZM98 121H100V119H98ZM97 121V122H98ZM228 121H230L231 123H229ZM263 121V122H262ZM85 122V121H84ZM88 122V121H87ZM94 122V123H93ZM262 122V123H261ZM79 123H81V121H79ZM117 123V125H118V127L115 125ZM85 124V125H86ZM92 124V126H90ZM93 124H94V126H93ZM167 124H170V126H171V130H170V127L169 126H167V127H169L168 129H169V131H174V128H173V126H175V131L174 132H172V133H176V130H177V135H174V138L173 137H169V138H167V133L169 132V131H165L164 129H166L167 127H165ZM112 125V126H111ZM113 125H115V126H113ZM84 126V125H83ZM87 126V125H86ZM76 127H79V126H76ZM76 127L74 128L75 130H76ZM74 129H72V130H74ZM92 129V128H91ZM100 129L101 130H103V132L101 133L100 132ZM74 130V131H75ZM88 130V129H87ZM90 130V129H89ZM167 130V129H166ZM50 131V130H49ZM48 131V132H49ZM77 131H79V130H77ZM93 131V130H92ZM91 131V132H92ZM47 132V131H46ZM47 132V133H48ZM53 132V131H52ZM166 132V136H163V135H165L164 133ZM51 133V132H50ZM49 133V134H50ZM60 133V132H59ZM58 133V134H59ZM79 132H77V134H78ZM171 133V132H170ZM171 133V134H172ZM75 134H76V131H75ZM74 134V135H75ZM77 134H76V136H77ZM171 134H169L170 136H171ZM48 135V134H47ZM52 135V134H51ZM56 135V134H55ZM72 135V134H71ZM73 135V136H74ZM68 136H69V134H68ZM79 136V135H78ZM82 136V141H83V137L84 138H86L83 134L81 135ZM36 138H38V136H35ZM41 137V136H40ZM47 136H45V138H46ZM58 137H60V136H58ZM57 137V138H58ZM63 137V136H62ZM162 137H166V139H163ZM42 138V137H41ZM40 138V139H41ZM50 138V137H49ZM56 138V137H55ZM54 138V139H55ZM71 138V137H70ZM75 138H78V137H75ZM78 139V140H80V142H82L81 141V139ZM43 139H44V137H43ZM53 139V140H54ZM72 139H74V138H71V140ZM34 140V139H33ZM62 140V139H61ZM89 141L88 142V144H87V142H86V144H85V141ZM256 140V141H257ZM50 141V140H49ZM57 142H58V140H56ZM75 141V140H74ZM33 142V141H32ZM59 142H61V141H59ZM65 142V141H64ZM251 142V141H250ZM152 143L155 145L154 147H151V148H154V150H156V151H158L157 153L158 154H153V153H151L150 154V152H153L154 150L153 149H150V145H152ZM235 143V144H234ZM244 143H245V145H244ZM33 144V143H32ZM64 144V143H63ZM66 144V143H65ZM67 144H69V143H67ZM250 144H252V143H250ZM61 145V146H60ZM230 145H232V146H230ZM253 145V144H252ZM32 146V145H31ZM153 146V145H152ZM259 146V145H258ZM60 147V148H59ZM253 147V146H252ZM256 147V146H255ZM33 148H35V147H33ZM68 148V147H67ZM67 148H65V149H67ZM59 149H61L62 150V152L64 153V156L62 155L63 153H60L61 151L59 150ZM69 149V148H68ZM35 149H33V151H34ZM70 150H72L71 148H70ZM152 150V151H151ZM235 150H238V149H235ZM253 150H255V148L253 147ZM252 150V151H253ZM256 150H257V147H256ZM254 151V153L255 154H257L256 152H258V151ZM261 150V151H262ZM31 151V150H30ZM60 151V152H59ZM86 151V150H85ZM155 151V152H156ZM239 151V150H238ZM250 151V152H249ZM262 151V152H263ZM30 153V152H29ZM32 153V152H31ZM58 153H60L61 155H62V157H64V159L65 158H68L69 159V162L68 163H71V162H73L74 160H76L77 161V163L76 164H78V166H79V172L78 171H76V172H78V176L77 175H75L76 177H74V181H70L69 180V178H67V175L66 174H69V173H67V172H69V171H67V169L65 170V169H63V172H65L66 171V174L65 173H63L62 172V162L60 161L59 163H58V161H59V159H57L58 158ZM150 154L149 156H147V154ZM236 153V152H235ZM254 153H253V155H254ZM28 154V153H27ZM80 154H81V152H80ZM18 155V154H17ZM17 155H14V156H16L17 157ZM24 155H26V154H24ZM74 155V154H73ZM76 155V154H75ZM233 155V154H232ZM257 155H260V154H257ZM12 157V158H16V157ZM19 156V155H18ZM22 156V155H21ZM157 156V157H156ZM161 156V157H160ZM26 157H27V155H26ZM62 157H61V160H63L62 159ZM244 156L243 155H241L240 156V160H241V158H243ZM244 157V158H245ZM253 157H255V156H253ZM260 157V156H259ZM11 157H10V159H12ZM20 158H22V157H20ZM24 158H25V156H24ZM28 158V159H29ZM59 158H60V156H59ZM225 158V157H224ZM251 158V157H250ZM255 158H257V157H255ZM249 159V158H248ZM260 159V158H259ZM24 160V159H23ZM73 160V161H72ZM227 160V159H226ZM238 160H239V158H238ZM243 160V159H242ZM17 161V160H16ZM25 161H27L26 159H25ZM24 161V162H25ZM64 161V160H63ZM65 161H67V159L65 160ZM64 161V162H65ZM76 161H74V162H76ZM225 161V160H224ZM250 161V160H249ZM9 162V161H8ZM14 163H15V161H13ZM18 162H19V160H18ZM63 162V163H64ZM74 162H73V164L72 165H74ZM241 162H243V161H241ZM260 162V161H259ZM264 162V161H263ZM5 163V162H4ZM10 164L12 163V162H9ZM8 163V164H9ZM22 163V162H21ZM68 163H67V165H68ZM250 163V162H249ZM258 163V162H257ZM257 163L255 162V167H256V165H257ZM3 164V163H2ZM10 164H9V166H10ZM13 164V163H12ZM17 164H20V163H17ZM16 164V165H17ZM23 164H28V163H23ZM34 164V163H33ZM59 164H61V167H60V165ZM236 164V163H235ZM239 164V163H238ZM254 164V163H253ZM259 164V163H258ZM4 165V164H3ZM16 165H14L13 164V166H11V167H16ZM22 165V164H21ZM30 165V164H29ZM71 165V164H70ZM70 165H69V167H70ZM72 165H71V167H72ZM228 165V164H227ZM241 165V164H240ZM245 165V164H244ZM8 166V165H7ZM20 166V165H19ZM23 166V165H22ZM32 166V165H31ZM65 166V165H64ZM75 166V165H74ZM73 166V167H74ZM77 166V167H78ZM249 166V165H248ZM248 166H246V168L245 167H243V168H241L242 169V172H243V170H244V172L243 173H246L247 175L249 174V172L251 171V169H252V171H253V173L255 172L254 170H256V168L254 167V165H253V167H251L250 168V166H249V168H248ZM252 166V165H251ZM0 167H1V165H0ZM6 167V166H5ZM27 167V166H26ZM36 167V166H35ZM35 167H33V168H31L30 167V169L31 170H33V169H35ZM65 167H67V166H65ZM68 167V168H69ZM69 168L70 170H72V168ZM76 167V168H77ZM227 167V166H226ZM232 167V166H231ZM257 167H259V166H257ZM7 168H9V167H7ZM19 168V167H18ZM17 168V169H18ZM233 168H235V167H233ZM245 168V169H244ZM253 168H255V169H253ZM0 169H3V168H0ZM10 169V168H9ZM9 169H7V170H5V171H8ZM12 169V168H11ZM23 169H24V166H23ZM29 169V171H27L26 172V174L25 173H22V174H19V177L18 178H20V181L22 180V182L24 181V179L25 178H22V176H20V175H25V176H27V178H28V174L27 173H29V172H31V170ZM75 169V168H74ZM230 169V168H229ZM239 169V168H238ZM263 169V168H262ZM19 170H22V169H19ZM25 170L26 169H24V170H22V172L24 171L25 172ZM41 170H42V172H41ZM77 170V169H76ZM260 170V169H259ZM259 170H258V172H259ZM3 171V170H2ZM16 173H18L16 170H14ZM233 171H234V169H233ZM238 171V170H237ZM241 171V170H240ZM239 171V172H240ZM252 171L250 172L251 173V175L253 174L252 173ZM257 171V170H256ZM13 171L11 170V173H12ZM14 172V173H15ZM232 172V171H231ZM5 173V172H4ZM74 173V172H73ZM232 174V173H231ZM237 174V173H236ZM239 174V173H238ZM246 174H244V175H246ZM256 174V173H255ZM260 174H261V171H260ZM260 174H258V175H260ZM7 175H9V176H7V179H8V177H10V175L11 174H8L7 173ZM14 175V174H13ZM234 175V174H233ZM241 175V174H240ZM250 175V176H251ZM264 175V174H263ZM25 176H23V177H25ZM225 176H228V175H225ZM229 176H230V174H229ZM238 176V175H237ZM254 176V175H253ZM69 177V176H68ZM71 177V176H70ZM72 177H73V175H72ZM242 177V176H241ZM258 177V176H257ZM26 178V180H28V179H30V178H28L27 179ZM76 178V179H75ZM231 178V177H230ZM239 178V177H238ZM237 178V179H238ZM249 178V177H248ZM261 178V177H260ZM10 179V178H9ZM250 179V178H249ZM252 179H253V177H252ZM255 179V178H254ZM264 179V178H263ZM0 180H1V178H0ZM19 180V179H18ZM25 180V181H26ZM31 180V179H30ZM229 180V179H228ZM243 180V179H242ZM247 179H245L244 181H246ZM251 180V179H250ZM20 181L18 182V183H20ZM227 181V180H226ZM230 181H234V178H232V180L230 179L229 180V182ZM244 181H242L243 183H244ZM252 181V180H251ZM251 181H250V183H251ZM255 181V180H254ZM228 182V183H229ZM256 182V181H255ZM259 181H257V183H258ZM1 183V182H0ZM2 183H3V181H2ZM25 183H27V181L25 182ZM28 183H29V180H28ZM227 183V184H228ZM235 183V182H234ZM264 183V182H263ZM21 184V183H20ZM123 184H125L124 186H126V185H128V186H126V187H123ZM226 184V183H225ZM230 184V183H229ZM235 184H237V182L235 183ZM242 184V183H241ZM245 184V183H244ZM256 184V183H255ZM6 185V184H5ZM22 185H23V183H22ZM25 185V187L28 185H26V184H24ZM231 185V184H230ZM10 186V187H9ZM231 186H235L234 184H233V182H232V185ZM230 186V187H231ZM243 186V185H242ZM249 186H252V185H250L249 184ZM261 186H263L264 187V185H260V187H258L256 190H257V195H259L258 197H257V199L260 197V194L262 195V193H260V194H258V192H263L264 191V188H263V190L261 191H258L259 189H261ZM0 187L3 189V186L2 185H0ZM4 187H6V186H4ZM229 187V185L227 186L226 185V188H228ZM246 187V186H245ZM254 187V186H253ZM14 188V189H13ZM36 188H37V190H36ZM237 188H239V187H237ZM244 188V187H243ZM249 188V187H248ZM252 188V187H251ZM250 188V189H251ZM5 189V188H4ZM22 189H23V187H22ZM30 189V188H29ZM28 189V190H29ZM231 189V188H230ZM233 189V188H232ZM231 189V190H232ZM241 189V188H240ZM25 190V189H24ZM144 190V191H145ZM227 190H229V189H227ZM242 190H245V192L246 191H248L247 189H242ZM0 191H3V190H1L0 189ZM6 191V190H5ZM4 191V192H5ZM146 191V192H147ZM147 192V193H150V192ZM233 192H232V194H234V191H235V188H234V190H232ZM239 191V190H238ZM154 192V193H155ZM226 192V191H225ZM229 191H227L226 192V194L228 193ZM231 192V191H230ZM240 192V194H242L241 192H243V191H239ZM250 192H252V191H250ZM153 193V194H154ZM238 193V192H237ZM237 193H235V194H237ZM139 194V196H140V194L141 193H138ZM142 194H144V193H142ZM146 194V193H145ZM151 194V193H150ZM156 194V193H155ZM154 194V195H155ZM160 194V195H161ZM157 195V194H156ZM210 195H213V197L215 198L214 200H215V202L214 203H211V197H210ZM228 195V194H227ZM231 194H229V196H230ZM237 195H239V193L237 194ZM246 195H248V194H246ZM252 195H254L253 194V192H252ZM136 196H137V194H136ZM158 196V195H157ZM228 196V197H229ZM234 196H236V195H233V197ZM243 196V195H242ZM264 196V195H263ZM263 196H261L260 197V199L262 200V199H264L263 198ZM27 197V198H26ZM162 197V198H163ZM232 197V195L230 196V198ZM232 197V198H233ZM239 197V196H238ZM243 197H245V193H244V196ZM248 197V196H247ZM247 197H246V199L245 200H248L247 199ZM250 197V196H249ZM124 198V197H123ZM161 198V199H162ZM163 198V199H164ZM229 198V199H230ZM232 198H231V201H232ZM236 198L237 197H235L234 199L236 200ZM253 198V197H252ZM225 199V198H224ZM44 200L43 201H41V202H43V204H45L44 203ZM214 200H212V202L214 201ZM237 200H239V198L237 199ZM243 200V199H242ZM252 200V199H251ZM256 200V199H255ZM27 201H28V203H27ZM95 201V203L93 204L92 202H94ZM132 201V200H131ZM234 201V200H233ZM232 201V203H234ZM257 201V200H256ZM263 201V200H262ZM125 202H126V200H125ZM130 202V201H129ZM236 202V201H235ZM243 202V201H242ZM247 202V201H246ZM258 202V201H257ZM27 203V204H26ZM36 203V202H35ZM38 203H40V202H38ZM226 203V202H225ZM239 203V202H238ZM237 203V204H238ZM256 203V202H255ZM264 203V202H263ZM47 204L46 205H43V209L45 208V206H47ZM48 204V205H49ZM52 204H51V206H52ZM165 204H166V202H165ZM212 204V205H211ZM243 204V203H242ZM248 205V202L247 203H245V205ZM262 204V203H261ZM40 205H42V204H40ZM119 205V204H118ZM115 206L117 209L121 206V204L119 205V206ZM230 205V204H229ZM228 205V206H229ZM239 205V204H238ZM238 205H236L235 207H237L236 208V210H237V212L238 213H240L241 212V210H240V212H239V210H238ZM50 206V205H49ZM50 206V207H51ZM103 206V205H102ZM125 206V205H124ZM166 206V205H165ZM241 206H243L244 207V204L243 205H241ZM250 205H248V209L250 208V209H252L251 207H249ZM253 206V205H252ZM254 206H255V204H254ZM257 206V205H256ZM255 206V207H256ZM263 206V205H262ZM42 207V206H41ZM49 207V208H50ZM53 207H52V209H53ZM88 207H91L90 205L88 206ZM93 207V206H92ZM226 207V206H225ZM247 207V206H246ZM246 207H244V209L245 210H247L246 209ZM255 207H253L254 208V210H255ZM35 208V207H34ZM59 208V207H58ZM94 208V209H95ZM102 208V207H101ZM104 209H106V205H105V207H103ZM124 208V207H123ZM122 208V209H123ZM126 208H128V206L126 207ZM226 208H229V207H226ZM258 208V207H257ZM262 208H264V206L262 207ZM261 208V209H262ZM36 209V208H35ZM40 209V208H39ZM47 209V208H46ZM52 209L50 208V210H47L48 212H52ZM63 209V210H64ZM104 209L103 210H101L100 209V212H102V211H104ZM108 209V208H107ZM121 209V210H122ZM129 209V208H128ZM241 209H242V207H241ZM32 210V209H31ZM61 210V209H60ZM113 210H115V208L113 209ZM119 210V209H118ZM118 210H116V215L118 216ZM127 210V209H126ZM198 210V211H197ZM229 210V209H228ZM244 210V211H245ZM264 210V209H263ZM36 211V210H35ZM44 211V210H43ZM46 211V210H45ZM58 211V213H59V210H57ZM56 211V212H57ZM64 211H66V214L68 213L67 211L68 210H64ZM98 211V210H97ZM124 211V210H123ZM226 211V210H225ZM231 211H233V210H231L230 209V212ZM243 211V210H242ZM248 212H249V210H247ZM246 211V212H247ZM260 211V210H259ZM262 211V210H261ZM54 212V211H53ZM112 212V211H111ZM114 212V211H113ZM125 212V211H124ZM228 212V211H227ZM245 212V213H246ZM255 212V211H254ZM256 212H258L257 210H256ZM36 215H35V214ZM226 213V212H225ZM229 213V212H228ZM227 213V214H228ZM40 215H39V218L40 217H42L41 216V212L39 213ZM43 215L44 214H46V213H42ZM50 214V213H49ZM64 214V213H63ZM63 214L61 213L60 214V216L58 217V216H56V218L57 219H55V220H58V221H60L59 219H61L60 217H62L63 216ZM65 214V215H66ZM81 214H82V212H81ZM121 214V213H120ZM126 214V213H125ZM124 214V215H125ZM200 214V215H199ZM230 214V213H229ZM228 214V215H229ZM232 214V213H231ZM230 214V215H231ZM233 214H234V212H233ZM232 214V215H233ZM242 214H243V212H242ZM52 215V214H51ZM62 215V216H61ZM68 215V214H67ZM71 215H72V213H71ZM85 215V214H84ZM112 215V214H111ZM196 215H199V216H203V217H206L207 215L209 216L208 217V219H206V218H204V220L206 219V221H204L203 220V218L201 219V221H199V222H197V220H196V218H195V220H196V224H197V226H199L201 229H203L202 231L199 229V227L197 228V229H199L198 231H201V233L200 232H198V231H195L193 228H192V224H190V222H189V220L191 219L192 220V218H190V216L192 217H194V216H196ZM210 215L212 216V222L210 221L211 220V217H210ZM231 215V216H232ZM235 215V214H234ZM234 215H233V218H235L234 217ZM245 215V214H244ZM251 215V214H250ZM257 215H259V212H258V214ZM45 216V215H44ZM43 216V217H44ZM49 216V215H48ZM54 216V217H55ZM75 216V215H74ZM74 216L72 215V216H70V217H72V218H74ZM78 216H75L76 218H75V220L74 221H76V219H77V217ZM83 216V215H82ZM87 216V215H86ZM122 216V215H121ZM198 216V217H199ZM241 216V215H240ZM243 216V215H242ZM247 216V215H246ZM256 216V215H255ZM43 217L42 218H38L39 220H42L43 219ZM51 217V216H50ZM67 217H69V215L67 216ZM111 217V216H110ZM123 217V216H122ZM127 217H129V215L127 216ZM170 217H173L172 215L170 216ZM197 217V216H196ZM197 217V219H199ZM227 217V216H226ZM225 217V218H226ZM228 217H230V216H228ZM245 217V216H244ZM249 217V216H248ZM253 217V216H252ZM46 218H48V217H46ZM45 218V219H46ZM59 218V219H58ZM64 220L66 219V217H62ZM72 218H68V219H71L72 220ZM83 218V217H82ZM87 218V217H86ZM117 218V217H116ZM232 218V219H233ZM247 218V217H246ZM251 218V217H250ZM254 218V217H253ZM51 219H53V218H51ZM62 219V220H63ZM79 219H81L80 217H79ZM113 219V216H112V218H111V220ZM121 219V218H120ZM119 219V220H120ZM123 219H124V217H123ZM123 219H121V221L123 220ZM130 219V218H129ZM131 219H132V216H131ZM194 219V218H193ZM230 220H231V217L229 218ZM238 219V218H237ZM257 219V218H256ZM262 219V218H261ZM55 220H52L53 222L55 221ZM63 220V221H64ZM85 220V219H84ZM134 220V219H133ZM200 220V219H199ZM208 220V221H207ZM247 220H249L250 221V219H247ZM251 220H253V219H251ZM259 220V219H258ZM36 221H38L37 219L35 220V222ZM45 221V220H44ZM44 221H42V222H44ZM58 221H56L57 222V224L58 223H60V225H61V222L62 221H60V222H58ZM73 221V220H72ZM73 221V222H74ZM79 221V220H78ZM83 221V220H82ZM123 221H126V219L125 220H123ZM129 222H130V220H128ZM135 221V220H134ZM136 221H137V219H136ZM141 221H142V219H141ZM168 221V220H167ZM169 221L171 222V219H169ZM235 221V220H234ZM237 221V220H236ZM240 221V220H239ZM242 221H244L245 222V219L243 218L242 219ZM256 221V220H255ZM46 222V221H45ZM47 222H48V220H47ZM52 222V223H53ZM66 222V220L63 222V223H65ZM67 222H69L68 220H67ZM71 222V221H70ZM170 222H168L171 226H172V222L170 223ZM193 222V221H192ZM228 222V221H227ZM227 222H225V223H227ZM238 222V221H237ZM34 223V222H33ZM75 223V222H74ZM77 223H80V221L79 222H77ZM131 223V222H130ZM142 223L143 224H146V222L144 223L143 221H142ZM150 223V222H149ZM167 223V222H166ZM194 223H195V221H194ZM230 223H232V222H230ZM239 223V222H238ZM252 223V222H251ZM255 223V222H254ZM39 224V223H38ZM41 224H43V223H41ZM41 224H39V225H41ZM72 224V223H71ZM139 224H141L140 223V221H139ZM242 224H243V222H242ZM50 225V224H49ZM59 225V226H60ZM63 225V224H62ZM65 226L67 225V223L66 224H64ZM70 225V223H68V226ZM148 225V224H147ZM231 225V224H230ZM245 225L246 226H248L247 224H244V227H245ZM31 226V227H30ZM43 226V225H42ZM41 226V227H42ZM52 226H54V225H52ZM72 225H70V227H71ZM74 226V225H73ZM72 226V227H73ZM149 226V225H148ZM194 226V225H193ZM196 226V225H195ZM228 226H229V224H228ZM228 226H227V229H228ZM236 226H237V224H236ZM241 226L242 225H238V227H240V229H241ZM264 226V225H263ZM36 227H38V226H36L35 225V228ZM40 227V228H41ZM44 227V226H43ZM56 227H57V225H56ZM55 227V229L57 230V228ZM172 227V228H173ZM226 227V226H225ZM242 228V231H244L243 229H245V228ZM249 227V226H248ZM40 228H38V229H40ZM49 228V227H48ZM59 228H61V227H59ZM63 228H65V227H63ZM66 228H68V229H71V228H69V227H66ZM74 228L76 229V227L74 226ZM171 228V229H172ZM207 228V229H206ZM44 229V228H43ZM43 229H42V231H43ZM73 229V228H72ZM71 229V230H72ZM78 229V228H77ZM209 229V230H208ZM210 229H212V230H214V231H210ZM264 229V228H263ZM36 230V229H35ZM41 230V229H40ZM48 230V229H47ZM59 231H60V229H58ZM65 230V229H64ZM194 230V231H193ZM236 230H239L238 228L236 229ZM235 230V228H234V230H233V228H232V232H234V231H236ZM248 230V229H247ZM252 230V229H251ZM49 231V230H48ZM55 231V230H54ZM58 231V232H59ZM66 231V230H65ZM172 231V230H171ZM192 231H193V233H192ZM209 231V232H208ZM225 231V230H224ZM228 231V230H227ZM227 231H225V232H227ZM240 231V230H239ZM239 231H237V233H239ZM246 231V230H245ZM249 231H250V229H249ZM35 232H37V231H35ZM41 231H39V233H40ZM50 232H52V231H50ZM61 232H62V229H61ZM60 232V233H61ZM67 232V231H66ZM70 232V231H69ZM77 232V231H76ZM75 232V233H76ZM211 232V233H210ZM220 232H219V234H220ZM231 231H230V233H232ZM241 232V231H240ZM251 232V231H250ZM257 232V231H256ZM261 232V231H260ZM38 233V234H39ZM52 233H56V232H52ZM64 233V232H63ZM68 233V232H67ZM72 233V232H71ZM74 233V232H73ZM228 233V232H227ZM237 233H236V235H237ZM244 233V232H243ZM247 233V232H246ZM253 233H255L254 232V230H253ZM252 233V234H253ZM262 233V232H261ZM46 234H47V232H46ZM46 234H44V236L46 235ZM65 235H66V233H64ZM173 234V233H172ZM177 233H175V235H176ZM216 236H215V235ZM241 234V233H240ZM250 234V233H249ZM248 234V235H249ZM56 236H58V235H60V234H55ZM61 235H62V233H61ZM60 235V236H61ZM64 235V236H65ZM73 235V234H72ZM169 235V234H168ZM174 235V234H173ZM172 235V236H173ZM217 235H218V237H217ZM235 235V234H234ZM245 235V234H244ZM259 235V234H258ZM47 236V235H46ZM51 237H52V235H50ZM55 236V237H56ZM74 236H75V234H74ZM73 236V237H74ZM171 236V235H170ZM227 236V235H226ZM225 236V237H226ZM229 236H230V234H229ZM231 236H233V233H232V235ZM251 236V235H250ZM250 236H248V239H249V237ZM54 237V238H55ZM68 237H71L70 235L68 236ZM175 237V236H174ZM177 237V236H176ZM234 237V236H233ZM241 237V236H240ZM243 237V236H242ZM247 237V236H246ZM255 237V236H254ZM253 236H252V238H254ZM264 237V236H263ZM47 238V237H46ZM57 238V237H56ZM62 236H61V238H57V239H60V240H62ZM179 238V237H178ZM181 238V237H180ZM231 238V237H230ZM230 238L228 237V239L230 240ZM235 239H236V237H234ZM245 238V237H244ZM257 238V237H256ZM261 238V237H260ZM64 239H67V237L66 238H64ZM69 239V238H68ZM193 239V240H194ZM231 239H233V238H231ZM247 239V238H246ZM55 240V239H54ZM73 240V239H72ZM75 240H76V238H75ZM181 240V239H180ZM183 240V239H182ZM194 240V241H195ZM219 240V239H218ZM229 240H227V241H229ZM257 240V239H256ZM259 240V239H258ZM57 241V240H56ZM59 241V240H58ZM67 241V243H66V245H68V242L69 241H71V240H66ZM211 241H212V239H211ZM251 241V240H250ZM253 241V240H252ZM27 244H26V243ZM54 242V241H53ZM63 243V241H60V243ZM73 242V241H72ZM196 242V241H195ZM225 242V241H224ZM232 242V241H231ZM64 243V244H65ZM77 243V242H76ZM184 244H185V242H183ZM182 243V244H183ZM197 243V242H196ZM199 243V242H198ZM198 243L196 244V245H198ZM200 243H201V241H200ZM230 243V242H229ZM252 243V242H251ZM56 244V243H55ZM54 244V245H55ZM72 244V243H71ZM205 244V243H204ZM218 244V243H217ZM219 244V245H220ZM231 244V243H230ZM51 245V244H50ZM53 245V244H52ZM53 245V246H54ZM58 245V247H60L61 248V246L59 245V244H57ZM190 245V244H189ZM192 245H194V244H192ZM200 245V244H199ZM198 245V246H199ZM216 245V244H215ZM218 245V246H219ZM222 245H224V244H222ZM228 245V244H227ZM45 246V247H44ZM49 246V245H48ZM72 246V245H71ZM211 246V245H210ZM213 246V245H212ZM229 246V245H228ZM231 246V245H230ZM43 247H44V249H43ZM63 247V246H62ZM75 247V246H74ZM200 247V246H199ZM201 247H203V246H201ZM204 247H205V245H204ZM203 247V248H204ZM223 247V246H222ZM222 247H219V248H221L222 249ZM64 248V247H63ZM70 248V247H69ZM68 248V249H69ZM73 248V247H72ZM188 248H191V247H188ZM214 248V247H213ZM218 248V247H217ZM48 249V248H47ZM50 249H52V247L50 248ZM56 249V248H55ZM58 249V248H57ZM62 249V248H61ZM201 249V248H200ZM66 250V249H65ZM72 250V249H71ZM202 250V249H201ZM200 250V251H201ZM25 252L24 254H27V255H25L24 257L20 254V257L18 256V254L19 253H21V252ZM43 251H45V252H43ZM58 251H60V249H58ZM68 251V250H67ZM70 251V250H69ZM206 251V250H205ZM49 252V251H48ZM53 252V251H52ZM51 252V253H52ZM57 252V251H56ZM43 253H45V254H43ZM64 253V252H63ZM201 253V252H200ZM15 254H17L16 255V257L17 258H14V256H15ZM53 254V253H52ZM55 254V253H54ZM59 254H61V252H59ZM65 254V253H64ZM53 256V255H52ZM54 256H56V255H54ZM60 256V255H59ZM66 256V255H65ZM64 256V257H65ZM68 256V255H67ZM66 256V257H67ZM61 257H62V255H61ZM71 257V256H70ZM206 257V256H205ZM57 258V257H56ZM219 258H220V256H219ZM33 261H32V260ZM58 259V258H57ZM69 259V257L67 258V259H65V260H68ZM46 260V261H45ZM61 260V259H60ZM62 260H63V257H62ZM29 261V262H28ZM32 261V262H31ZM45 261V262H44ZM55 261V260H54ZM59 261V260H58ZM43 262V263H42ZM56 262V261H55ZM68 262V261H67ZM218 262V261H217ZM58 263V262H57ZM56 263V264H57ZM131 263V262H130ZM129 263V264H130ZM220 263V262H219ZM53 264H54V262H53ZM64 264V263H63ZM177 264V263H176Z\"/></svg>", "mask_w": 264, "mask_h": 264}]
</instances>
